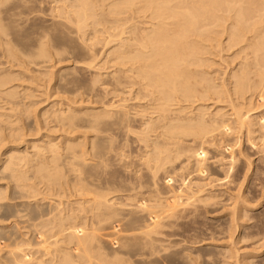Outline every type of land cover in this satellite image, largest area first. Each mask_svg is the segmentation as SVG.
<instances>
[{"label": "bare ground", "instance_id": "6f19581e", "mask_svg": "<svg viewBox=\"0 0 264 264\" xmlns=\"http://www.w3.org/2000/svg\"><path fill=\"white\" fill-rule=\"evenodd\" d=\"M1 1V0H0ZM7 1V0H6ZM9 1V0H8ZM51 1V0H50ZM58 1V0H57ZM3 2V1H2ZM43 2V1H42ZM61 2V0H60ZM1 3V2H0ZM4 3V2H3ZM56 3V2H55ZM36 4V3H35ZM33 5V8L36 6V5ZM53 4V3H52ZM58 4H61V3H58ZM62 6L58 7L55 12L56 14H52V15H55L57 16L56 19H59L61 20L62 22L61 23H58V25H60V28L62 27H66V31H68L69 28L71 27H74V29H70L68 31L67 34H76V38L77 36L79 37V40L77 38V41L79 43V41L81 43H77L78 45L76 46H79L81 44H84L82 47L84 49H86V51L83 49V48H78V49H83V54L84 52H87L89 51L87 54H92L94 52V54L92 55H87L85 53L84 57L87 55L89 58V62L90 61H94L96 59L97 56L103 54L102 52H105L103 51V48L104 49H107L109 47V52H107L106 54L108 55V57L110 56H113L112 59H115L113 60L112 63L115 64V62L117 63L115 66H119V70L115 71L116 73V76H118L120 73V77H115L113 76L112 80L115 81L114 84L116 83V87L118 86H123V87H126V90L128 92V90L130 89H127V87L131 88L132 89L134 87H136V96H137V99H143V100H149L150 101H153L152 104V109L150 110L148 107V109L150 110L149 112H153V114L157 116L156 117H153V119H150L147 121V123H145V130L141 132V136L139 137L140 141L142 142H149V140L147 138H144V136H148V138H150L147 133L150 132V133H154L156 131H159V129L162 128V133L163 134H159V135H162L163 137L165 136L164 141L162 140V142H158V140H156L157 142L153 143V148L154 149H151L153 150L152 151V155L149 156L147 159H143V160H146V162L144 163V167H147L146 169H148L149 171V175L152 179H156L158 178V174H160V172L162 170H164V173H165V168L167 167L168 164H170L171 162H178V160H180L184 155H188V157H193L192 160L195 158L196 160V165L193 164V169L194 167L196 166V172H195V169H194V175L195 173H198L197 171H199V173L201 172V170L204 169L205 165H206V161H204L206 159V157L209 155L207 154V151L205 149V146H206V141L207 140H210V139H207L205 142L202 141L205 143V146L204 144H202L198 149L197 148H194V145L190 144L188 146L187 143L183 144V142L181 143L180 139H181V136H186V137H189L188 135L190 134V136H197V138L199 137H204V140L206 139V137H210L208 136L209 134H213L215 132V134L217 135V132H221V133H225L224 136H226L227 134H231L234 132V134H241V133H244V134H247L246 136L247 137H251V135H253V133L255 131H252L254 129V125L251 119V116L252 114L250 115V112L254 109L252 108V104L249 103V104H246L245 101L247 99H249L248 101L251 102L252 98L254 96H256L257 98H259V101L258 102H261V104H263L264 102V0H67V1H64L62 0ZM22 4L18 5L17 4V7L21 6ZM25 7H27V5H24ZM23 7V6H21ZM31 6H29L30 8ZM52 7V6H51ZM16 8V7H15ZM14 8V9H15ZM20 8V7H19ZM24 8V7H23ZM56 8V7H55ZM105 8H109L108 10L105 9ZM13 9V8H12ZM17 9V8H16ZM31 9V8H30ZM129 9H133V13L130 14L131 16L132 15H135L137 14L138 12L142 14H145V16H148L150 18V21H142L140 24L143 26L141 27L140 24H135L133 27L129 26V22L130 20H132L131 18H133V16L131 17H128L129 13H130V10ZM11 11V10H10ZM31 11V10H30ZM38 11L40 12V10L38 9ZM42 11V10H41ZM50 11V9H49ZM105 11H108V12H105ZM126 11H129L127 13V15L125 14ZM25 12V11H24ZM26 12H29L27 11L26 9ZM38 12V13H39ZM50 12H53L50 11ZM125 12V13H124ZM135 12V13H134ZM16 13V12H15ZM23 13V12H22ZM32 13V12H31ZM104 13H107V14H104ZM126 15L124 18H122V21L121 18H119L118 16L120 14ZM138 13V15H139ZM25 14V13H24ZM27 14V13H26ZM116 15V17H115ZM11 16V15H10ZM15 16V15H14ZM53 16V19L54 17ZM100 16H103L102 18H100ZM142 16V15H141ZM1 17V15H0ZM13 17V16H11ZM112 17V18H111ZM118 17V19H117ZM127 17V18H126ZM37 18V16H36ZM34 18V19H36ZM41 18V17H40ZM47 18V17H46ZM111 18V19H110ZM30 19V18H29ZM33 19V18H32ZM120 19V20H119ZM125 19V20H124ZM43 20H46L45 18ZM135 20V19H134ZM14 21V20H12ZM11 21V22H12ZM31 21V19H30ZM33 21V20H32ZM31 21V22H32ZM58 21V20H57ZM133 21V20H132ZM131 21V22H132ZM38 22V20H37ZM89 22H93L95 23L96 27H98L99 25V28L100 26H107V30L104 31V33H106V36L105 34L101 31V33L105 36V37H102L101 35V38H95V36H91V38L87 37V30L88 28H90V23ZM134 22V21H133ZM228 22H230V25L229 26H225V24H227ZM13 23V22H12ZM34 23V22H33ZM39 23H42V22H39ZM48 23V22H47ZM137 23V22H135ZM35 24H37L35 22ZM44 24V22H43ZM43 24L41 26H43ZM134 24V23H133ZM149 24V26H148ZM4 25V24H3ZM12 25V24H11ZM15 25V22L14 24ZM29 25L31 26V24L29 23ZM90 25V26H89ZM126 25V26H125ZM33 26V25H32ZM48 26V25H47ZM53 26V25H52ZM52 26H50L52 28ZM62 26V27H61ZM110 26V27H109ZM54 27V26H53ZM57 27V26H56ZM96 27H93L94 29H97ZM13 28V27H12ZM16 28V26H15ZM27 28V27H26ZM36 28L40 29L39 33H35L38 34L36 35L37 37H39V35L42 33L41 30L43 31V29H41L40 27H32L30 28L31 30L34 29L36 30ZM64 28H62L64 30ZM11 29V28H10ZM46 29V28H45ZM44 29V30H45ZM48 29V28H47ZM53 29V28H52ZM87 29V30H86ZM14 30V29H13ZM12 30V31H13ZM17 30H20V29H17ZM29 30V28H28ZM49 30V29H48ZM48 30H45V31H48ZM51 30V29H50ZM0 39L2 42L6 43L4 44L6 49L8 51L11 52L10 48L12 47V45H10L11 47H9V49L7 48V46H9V44L7 43L8 41H5V39H3L2 37L4 36H9L8 35V30H5V28L1 27L0 25ZM33 31V30H32ZM31 31V32H32ZM44 31L43 34H46V32ZM60 31V30H58ZM90 31V30H89ZM114 31V32H112ZM10 32V31H9ZM16 32V31H15ZM13 31V33H15ZM19 32V31H17ZM26 32V31H24ZM29 32V34L31 33ZM41 32V33H40ZM51 32V31H49ZM92 32V30L90 31V33ZM227 32L226 34H228V42L229 43L228 45H232L233 49L234 48H240V51H239V54H234L236 55L237 57L241 56V54L244 55V57L242 58L243 61L238 65V69H237V66H236V70L234 69V71H232V73L230 74V76L233 75V82L231 83L232 85V88L231 90L227 89L226 86L224 84L226 83H222L223 80H218V81H222L221 82V86L220 84H216L214 79L211 78L213 75H211L210 77V74L207 72V70H209V72H212L210 71L211 68H208L211 61H209V59L206 57L207 54H211V51L214 52V46L218 49H221L219 48L220 46L218 44H221L219 43V38L222 37L221 35L223 33ZM48 33V32H47ZM57 33V32H56ZM64 33V32H63ZM97 33L100 35V31H97ZM97 33H94L97 34ZM34 34V33H32ZM31 34V35H32ZM42 34V35H43ZM61 34V33H60ZM2 35V37H1ZM4 35V36H3ZM16 35V34H15ZM24 35V34H23ZM34 35V36H35ZM62 35V34H61ZM91 35V34H90ZM89 35V36H90ZM224 35V34H223ZM11 36V35H10ZM27 36V35H25ZM41 36V35H40ZM48 36V35H47ZM46 36V37H47ZM55 37L59 36V35H54ZM63 36V35H62ZM15 37V36H14ZM17 37V36H16ZM32 37V36H31ZM43 37V36H41ZM49 37V36H48ZM65 37V36H64ZM68 37V36H67ZM66 37V39H67ZM72 37V36H71ZM92 37H93V40H94V43L92 44H88L89 40H87L86 42V39H90V43H91V40H92ZM22 38V37H21ZM26 38V37H25ZM50 38H51V35H50ZM53 38V37H52ZM4 41H3V40ZM14 39V38H13ZM17 39V38H16ZM30 39V38H28ZM34 39V38H33ZM41 38V40L39 41L40 42V45H39V51L34 55L36 58H45L47 57L50 53V51L48 52L47 50V43L49 40H46ZM48 39V38H47ZM54 39V38H53ZM52 39V43H54ZM64 39V38H63ZM62 39V40H63ZM69 39V38H68ZM67 39V40H68ZM227 39V38H226ZM20 40V39H18ZM17 40V42H19ZM27 40V39H26ZM31 40V39H30ZM35 40V39H34ZM92 40V42H93ZM51 41V40H50ZM49 41V42H50ZM96 41V42H95ZM221 41V40H220ZM9 42H12L9 41ZM31 42H34V41H31ZM58 42V40H57ZM57 42L55 44H57ZM66 42V41H65ZM69 42V41H68ZM67 42V44H68ZM71 42V41H70ZM74 42V41H72ZM83 42V43H82ZM86 42V43H85ZM103 44H102V43ZM218 42V43H217ZM222 42V41H221ZM13 43V42H12ZM20 43V42H19ZM27 43V42H26ZM25 43V44H26ZM101 43L103 48H102V52L98 51V50H95L96 52L98 51V53H100L98 55L95 54L96 52L93 51L94 48H96V44L97 45H101L99 44ZM217 43V45L215 44ZM1 44V43H0ZM8 44V45H7ZM54 44V45H55ZM74 44V43H73ZM88 44V45H87ZM225 44V43H224ZM7 45V46H6ZM17 45V44H16ZM66 45V43H65ZM112 45H115L114 47L110 48ZM230 46H227V48L229 47V49H231L232 47ZM3 45H1L0 47H2ZM19 45H17L18 47ZM23 46V45H22ZM38 46V45H37ZM51 46V44L49 45ZM68 46V45H66ZM95 46V47H94ZM224 46V45H223ZM226 46V45H225ZM239 46V47H238ZM4 47V46H3ZM2 47V50H5L3 49ZM16 47V48H17ZM21 47V46H20ZM53 47V46H51ZM70 47V44L69 46ZM72 47V46H71ZM70 47V49H71ZM98 47V46H97ZM231 47V48H230ZM14 50L16 49L15 47H13ZM25 48V47H24ZM28 48V47H27ZM37 48V47H36ZM56 48V47H55ZM59 48V47H58ZM72 48H75L72 47ZM77 48H75L74 50L78 51ZM101 48V47H100ZM12 49V48H11ZM19 49V48H18ZM38 49V48H37ZM51 49V48H50ZM54 49V48H53ZM52 49V50H53ZM88 49V50H87ZM226 49V48H225ZM224 49V50H225ZM232 49V50H233ZM13 50V49H12ZM27 50V49H26ZM55 50V49H54ZM72 50V49H71ZM107 50V51H108ZM217 50V49H216ZM237 50V49H236ZM17 51V50H15ZM20 51V50H18ZM17 51V52H18ZM57 52H54L55 55L59 52L58 50H56ZM66 51V49H65ZM5 52V51H4ZM3 52V53H4ZM14 51H12L10 54L14 55L13 53ZM24 52H27V51H24ZM29 52V51H28ZM31 52V51H30ZM71 52H74L73 50ZM79 52V51H78ZM80 52V53H82ZM219 52V51H218ZM1 53V54H3ZM8 53H5V54H8ZM32 53V52H31ZM30 53V54H31ZM49 53V54H48ZM52 53V54H54ZM61 53V51H60ZM66 53L69 54L68 51H66ZM76 53V52H75ZM217 53V52H215ZM223 54V51L220 52ZM238 53V51H237ZM19 54V53H18ZM23 54V53H22ZM77 54V53H76ZM219 54V53H218ZM217 54V56H218ZM9 55H8V58H9ZM21 55V54H20ZM26 55V54H25ZM53 55V56H55ZM63 55V54H62ZM66 55V54H65ZM82 55V54H81ZM107 55L105 56V58H108ZM216 56V54H213V56ZM234 55H232L234 57ZM17 56V55H16ZM23 56V55H22ZM78 56V55H77ZM77 56H75V58H78ZM80 56V55H79ZM103 56V55H102ZM212 56V55H211ZM235 56V57H236ZM3 57V55H2ZM1 57V58H2ZM14 57V56H13ZM12 57V58H13ZM25 57V56H24ZM30 57V56H29ZM34 57V58H35ZM56 59H57V56H55ZM52 58V60H54V58ZM67 57V55H66ZM70 57V56H68ZM67 57V59H68ZM83 57V55H82ZM100 57V56H99ZM210 57V56H209ZM223 56H221L222 58ZM236 57V59H238ZM0 58V59H1ZM20 58V57H18ZM17 58V60H18ZM33 58V59H34ZM62 58V57H61ZM59 58L58 61L61 59ZM65 58V57H64ZM81 58V57H79ZM103 58V57H102ZM217 59V57H215ZM220 58V57H219ZM224 58V57H223ZM241 58V57H240ZM239 58V59H240ZM5 59V58H4ZM11 59V57H10ZM14 59V58H13ZM25 59V58H24ZM72 59H73V56H72ZM87 60V58H85ZM112 59H107L108 61H112ZM235 59V60H236ZM12 60V59H11ZM22 60V59H21ZM20 60V61H21ZM26 60V59H25ZM37 60V59H36ZM51 60V61H52ZM65 60V59H64ZM78 61H75L76 63L79 62V59H77ZM82 60V58H81ZM80 60V61H81ZM86 60H82V62L85 63ZM106 60V59H105ZM106 60V61H107ZM212 60V59H211ZM241 60V59H240ZM10 61V60H8ZM14 61V60H13ZM13 61L11 62H8L7 64H10L12 63L13 64ZM16 61V60H15ZM14 61V63H15ZM19 61V62H20ZM34 61V60H33ZM61 61V60H60ZM71 61V59L69 60V62ZM74 61V59H73ZM72 61V62H73ZM107 61V62H108ZM216 61V60H215ZM6 62V61H5ZM4 62V63H5ZM18 62V63H19ZM39 62V60H38ZM41 62V61H40ZM39 62V63H40ZM66 62H68V60H66ZM102 62V61H101ZM214 62V61H213ZM2 63V62H1ZM21 63V62H20ZM27 63V62H26ZM29 63V62H28ZM37 63V64H39ZM43 63V61H42ZM49 63V62H48ZM58 63V62H57ZM60 63V62H59ZM75 63V64H76ZM88 63V62H87ZM106 63V62H105ZM212 63V62H211ZM17 64V61L16 63ZM14 64V65H15ZM32 64V62H31ZM41 64V63H40ZM44 64V63H43ZM41 64V65H43ZM53 64V63H52ZM86 64V63H85ZM89 64V63H88ZM86 64V65H88ZM92 64V67L93 68V63L90 62V66ZM213 64V63H212ZM230 64V63H228ZM1 65V64H0ZM3 65V63H2ZM11 65V64H10ZM26 65V64H24ZM28 65V64H27ZM40 65V66H41ZM46 65V64H44ZM59 65V64H58ZM81 65V64H79ZM96 65V64H95ZM98 65V64H97ZM216 65V64H215ZM227 65V64H226ZM233 65V63H232ZM232 65H228V67H231ZM18 66L17 68L21 67L22 66H19V65H16ZM40 66H36L38 68H40ZM49 66V65H48ZM74 66V65H73ZM82 66V65H81ZM3 67V66H2ZM10 67V66H9ZM12 67V65H11ZM24 67V66H23ZM26 67V66H25ZM29 67H31L30 65L27 66V72ZM47 67V66H46ZM76 67V66H75ZM74 67V68H75ZM80 67V66H79ZM106 67V66H105ZM114 67V66H113ZM207 67V70L205 69ZM211 67V66H210ZM216 67V66H215ZM227 66L225 68H228ZM34 68V67H33ZM37 68V69H38ZM72 68V67H71ZM90 68V67H89ZM88 68V69H89ZM97 68V67H96ZM111 68V67H110ZM217 68V67H216ZM216 68H213L214 70H216ZM219 68V67H218ZM11 69V68H10ZM87 69V68H86ZM85 69V70H86ZM98 69V68H97ZM96 69V70H97ZM100 69V67H99ZM105 69V68H104ZM115 69V68H114ZM117 69V68H116ZM115 69V70H116ZM3 70V69H2ZM9 70V69H8ZM14 70V69H13ZM68 70V69H67ZM76 70V69H74ZM95 70V69H94ZM92 70V71H94ZM95 70V72H96ZM102 71V69H100ZM107 70V69H106ZM1 71V70H0ZM33 71V69L31 70ZM30 71V72H31ZM41 71V70H38V72ZM47 71V70H46ZM72 70H70V73H71ZM91 71V72H92ZM119 71V72H118ZM217 71V70H216ZM3 72V71H2ZM6 72V71H5ZM4 72V73H5ZM43 71H41L40 73H42ZM69 72V70H68ZM90 72V74H91ZM100 72V71H99ZM234 72V73H233ZM8 73V72H7ZM15 73V72H14ZM13 73V74H14ZM19 73V72H18ZM25 73V72H24ZM35 72H33L32 74L34 75ZM37 73V72H36ZM46 73V72H44ZM47 73H49V71H47ZM46 73V76H48ZM64 73V72H63ZM63 73H60V75H62ZM98 73V72H97ZM212 73H215V72H212ZM222 73V72H221ZM29 74V73H28ZM31 74V76H32ZM79 74V73H78ZM88 74V73H87ZM94 74V73H93ZM100 74V73H99ZM107 74V73H106ZM111 74V73H110ZM224 74V73H223ZM222 74V75H223ZM27 75V74H26ZM44 75V74H42ZM105 75V74H104ZM216 75V74H215ZM226 75V74H224ZM10 76L12 75H6L5 74H0V94L1 96H4L6 95L8 98L13 96V92H8V93H5V91H3V89L8 86L9 82H10ZM18 76V75H17ZM45 76V75H44ZM59 76V74H58ZM78 76V75H77ZM93 76V75H92ZM96 76V75H95ZM220 76V75H219ZM229 76V75H228ZM16 77V75L14 76ZM20 77V76H19ZM99 77V76H98ZM104 77V76H102ZM112 77V76H111ZM115 77V79H114ZM221 77V76H220ZM219 77V78H220ZM38 78V77H37ZM40 78V77H39ZM95 78V77H94ZM101 78V76H100ZM99 78V79H100ZM107 78V76H106ZM224 78V77H223ZM13 79V77L11 78V80ZM18 79V78H17ZM20 79V78H19ZM21 79H23L21 77ZM32 79H34L32 77ZM30 79V80H32ZM93 79V78H92ZM96 79V78H95ZM108 79V78H107ZM217 79V78H216ZM228 79V78H227ZM229 79V80H230ZM101 80V79H100ZM110 80V79H109ZM18 81V80H17ZM79 82L83 81V80H78ZM88 81V79H87ZM225 81V80H224ZM228 81V80H227ZM20 82V81H19ZM22 82V81H21ZM78 82L79 86L81 85L80 83ZM85 82V80H84ZM91 82V81H90ZM95 82V81H93ZM104 82V81H103ZM226 82V81H225ZM89 83V82H88ZM99 83V81H98ZM18 84V83H17ZM60 84V83H59ZM90 84V83H89ZM94 84V83H92ZM223 84V85H222ZM229 84V82L227 83ZM22 85V83H21ZM66 85V84H65ZM91 85V84H90ZM89 87H93V86H90ZM107 85H110V84H107ZM13 86V85H12ZM59 86V85H58ZM57 86V87H58ZM82 86V85H81ZM104 86V84L102 85V87ZM106 86V85H105ZM4 87V88H3ZM62 88V85L60 86ZM59 87V88H60ZM69 87V86H68ZM71 87V86H70ZM86 87V86H85ZM84 87V88H85ZM88 87V86H87ZM99 87V86H97ZM96 87V90L98 89ZM108 87V86H107ZM229 87V86H228ZM13 88V87H12ZM76 88V87H75ZM84 88H80L81 90L84 89ZM104 88V87H103ZM102 88V89H103ZM2 89V90H1ZM17 89V88H16ZM15 89V90H16ZM66 89V88H65ZM70 89V88H69ZM87 89V88H86ZM85 89V90H86ZM89 89V88H88ZM93 89V88H91ZM95 89V88H94ZM110 89V88H109ZM118 89V88H117ZM116 89V90H117ZM124 90V88H122ZM9 90V89H8ZM84 90V91H85ZM104 90V89H103ZM111 90V89H110ZM115 90V91H116ZM60 91V90H59ZM58 91V92H59ZM75 91V89H74ZM95 91V90H94ZM100 91V90H99ZM114 91V90H113ZM119 91V90H118ZM125 91V90H124ZM20 92V91H19ZM107 92V91H106ZM126 92V91H125ZM212 92V93H211ZM4 93V95H3ZM65 93V92H63ZM69 93V92H68ZM67 93V94H68ZM76 93V92H74ZM81 93V92H80ZM85 93H88V92H85ZM90 93V92H89ZM102 93V92H101ZM108 93V92H107ZM118 93V92H117ZM22 94V93H21ZM70 94V93H69ZM73 94V92L71 93V95ZM100 94V93H99ZM121 94V93H120ZM127 94V93H126ZM125 94V96H126ZM133 94V93H132ZM212 94L213 95V98L214 96L217 97L218 101L219 99H225V98H229L230 101L228 102H231V105H232V108L231 110H233V112H231L230 115L231 117L233 118H225V115H222V114H219V112L217 113V115H211L213 117H208L209 121L205 119V115H209V112L208 114L206 112H203L206 113V114H203L202 110L199 111V109H196L195 107V110L199 111L198 113L194 114L195 116L197 115V118H193L191 119L189 122L187 120V117H186V120H187V123L188 125L185 126V124H179L181 126H184V127H179V125L176 126L177 123H174V120L175 119H178L179 116L180 118H182L181 116L183 115H180L181 112H183V108L186 110L185 107L183 106H178V104L180 105L181 103L183 102H191V103H195L197 104L198 102H195V100H199V99H209L212 98ZM16 95H17V92H16ZM102 95V94H101ZM113 95V93L111 94ZM116 95V94H115ZM119 95V94H118ZM128 95V99L130 100V96L129 94ZM14 96H15V93H14ZM77 96L74 95V97ZM110 96V95H109ZM6 97V98H7ZM22 97V96H21ZM78 97V96H77ZM76 97V99H77ZM103 97V96H101ZM119 97V96H118ZM132 97V96H131ZM235 97V98H234ZM5 98V97H4ZM5 98V100H6ZM20 98V97H19ZM26 98H28L26 96ZM104 98V97H103ZM127 98V96H126ZM148 98V99H147ZM212 98V99H213ZM1 99V97H0ZM69 99H72L73 100V97L69 98ZM67 99V100H69ZM107 99V98H106ZM109 99V98H108ZM122 99V98H121ZM136 99V100H137ZM205 99V101H206ZM215 99V98H214ZM256 99V98H255ZM4 100V99H3ZM18 100V99H17ZM75 100V98H74ZM73 100V101H74ZM197 100V101H198ZM226 100V99H225ZM225 100H222L225 101ZM6 101H9L6 100ZM11 101V100H10ZM14 101V100H12ZM23 101V100H22ZM25 101V100H24ZM23 101V102H24ZM82 101V100H81ZM81 101L79 103H81ZM94 101V100H93ZM108 101V100H107ZM131 101V100H130ZM135 101V100H134ZM139 101V100H138ZM137 101V102H138ZM202 101V100H199V102ZM204 101V100H203ZM217 100L215 99L213 102H216ZM217 101V102H218ZM247 101V102H248ZM71 102V100L69 101ZM68 102V103H69ZM99 102V101H98ZM117 102V101H115ZM123 102V100H122ZM126 102V101H125ZM129 101H127L128 103ZM133 102V101H132ZM131 102V104H132ZM136 102V103H137ZM143 102V101H142ZM221 102V103H222ZM257 102V101H255ZM6 103V102H5ZM11 103V102H10ZM72 103V102H71ZM70 103V104H71ZM78 103V104H79ZM92 103V102H91ZM90 103V104H91ZM94 103V102H93ZM111 103V102H110ZM113 103V102H112ZM121 103V102H120ZM118 103V104H120ZM134 103V102H133ZM141 103V102H140ZM149 103V102H148ZM177 103V106L176 107V112L177 114H174L173 111L175 112V110H173V107H175ZM185 103V104H186ZM207 103V102H205ZM220 104V102H218ZM217 103V104H218ZM224 103V102H223ZM3 104V102H2ZM13 104V103H12ZM15 104V103H14ZM77 103H75L76 105ZM95 104V103H94ZM105 104V103H104ZM103 104V105H104ZM125 104V103H124ZM123 104V105H124ZM130 104V105H131ZM143 104V103H142ZM146 104V103H145ZM210 104V103H209ZM216 104V103H215ZM225 104V103H224ZM246 104V105H245ZM7 105H9L7 103ZM64 105V104H63ZM66 105V104H65ZM74 105V104H73ZM114 105V103H113ZM116 105V104H115ZM129 105V106H130ZM192 105V106H194ZM199 105V103H198ZM5 106V104H4ZM95 106V105H93ZM112 106V105H111ZM117 106V105H116ZM115 106V108H116ZM120 106H122V104L119 105V108H121ZM127 106V105H125ZM135 106V105H134ZM186 106V105H185ZM210 106V105H209ZM227 106V105H226ZM229 106V105H228ZM250 107L251 108H248L246 109L247 107ZM255 106V105H254ZM256 106L257 103H256ZM259 106H262V105H259ZM264 106V104H263ZM15 107V106H13ZM21 107V106H20ZM25 107V106H24ZM69 107V106H68ZM67 107V108H68ZM81 107V106H80ZM107 107V106H106ZM132 107V106H131ZM138 107V106H137ZM190 107V106H188ZM187 107V108H188ZM199 107V106H198ZM197 107V108H198ZM246 107V108H245ZM5 108V107H4ZM4 108L2 107V109L4 110ZM17 108V107H16ZM29 108V107H28ZM52 108V107H51ZM83 108V107H82ZM104 108V107H102ZM111 108V107H109ZM118 108V107H117ZM127 108V107H126ZM136 108V107H135ZM142 108V107H141ZM140 108V109H141ZM146 108V109H147ZM200 108V107H199ZM206 108V107H205ZM210 108V107H209ZM213 108V106H212ZM219 108V107H218ZM244 108L246 111H244ZM259 108V107H258ZM263 108V107H262ZM262 108L260 107V110H262ZM0 109V111L2 110ZM6 109V108H5ZM11 109V108H10ZM9 109V111H10ZM25 110V108H23ZM58 109V108H57ZM69 109V108H68ZM89 109V108H88ZM107 109V108H106ZM125 108H123L122 110H124ZM128 109V108H127ZM131 109V108H130ZM134 109V108H133ZM145 109V108H144ZM194 109V108H193ZM193 109L191 112H193ZM202 109V108H200ZM204 109V108H203ZM256 109V108H255ZM30 110V108H29ZM28 111H25V112H29ZM51 110V109H50ZM56 110V109H55ZM102 110V109H101ZM100 110V111H101ZM105 110V109H104ZM111 111V109H108ZM118 109H116L117 111ZM129 110V109H128ZM143 110V109H142ZM225 110V109H224ZM229 110V109H228ZM8 111V109H7ZM8 111V112H9ZM15 111V110H14ZM52 111V110H51ZM69 111V110H68ZM91 110H89L90 112ZM134 111V110H133ZM144 111V110H143ZM148 111V110H146ZM145 111V113H146ZM210 111V110H209ZM263 111V110H262ZM12 112V110H11ZM65 112V111H64ZM72 112V111H71ZM88 112V113H89ZM107 112V111H106ZM123 112H126V111H123ZM128 112V111H127ZM126 112V114H124V116L122 115L121 116V121H119V125H120V128L119 129H122V125L123 127L125 128V130H128L130 131V128L131 127V124L129 122L130 118L128 113ZM130 112V111H129ZM132 112V111H131ZM135 112V111H134ZM133 112V113H134ZM151 112V114H152ZM186 112V111H185ZM190 112V113H191ZM196 112V111H194ZM7 113V112H6ZM50 113V112H48ZM51 113H54L51 112ZM61 113V112H60ZM63 113V112H62ZM69 113V112H68ZM67 113V116H70L69 114ZM75 113V112H73ZM77 113V112H76ZM87 113V111L85 112ZM95 113V112H94ZM100 113V112H99ZM110 113V112H109ZM113 111L111 112V115H112ZM117 113V112H115ZM172 113V114H171ZM189 112L187 114H190ZM215 113H216V110H215ZM221 113H222V110H221ZM228 113V112H227ZM261 113V112H260ZM5 114V113H4ZM33 114V112L31 113ZM55 114V113H54ZM52 114V115H54ZM82 114L84 115L83 113V110H82ZM147 114V113H146ZM149 114V115H151ZM182 114V113H181ZM28 115V114H27ZM30 115V114H29ZM55 115H58V114H55ZM54 115V116H55ZM62 115V114H61ZM66 114H63V116L65 117ZM76 115V114H75ZM79 115V113L77 114V116ZM87 115V114H85ZM105 115V114H104ZM116 114H114V117H115ZM118 115V114H117ZM121 115V114H120ZM131 115V114H130ZM136 115V114H134ZM140 115V113H139ZM153 115V116H154ZM174 115V116H173ZM191 115V114H190ZM193 115V114H192ZM4 116V115H3ZM2 114H1V117H3ZM7 116V115H6ZM8 116H9V113H8ZM17 115H15L14 117H16ZM51 116V115H50ZM49 116V117H50ZM62 116V117H63ZM89 116V115H87ZM98 116V115H97ZM106 116V115H105ZM144 116V114H143ZM142 116V117H143ZM176 116V117H175ZM228 116V115H226ZM257 116V115H256ZM262 116V115H261ZM19 117V116H18ZM48 117V116H47ZM46 117V118H47ZM59 117V116H58ZM57 117V118H58ZM63 117V118H64ZM86 117V116H84ZM95 117V116H94ZM112 117V116H110ZM113 117V118H114ZM136 117H138L136 115ZM145 117V116H144ZM152 117V116H151ZM189 117V115H188ZM229 117V116H228ZM253 117V116H252ZM255 117V116H254ZM6 118V117H5ZM12 118V117H11ZM10 116H9V119H11ZM52 118V117H51ZM56 118V117H55ZM67 118V117H66ZM72 118V119H71ZM68 117V119L70 120H74L75 119V116L74 118L73 117ZM91 118V116H90ZM116 118V117H115ZM123 118V119H122ZM133 118V117H132ZM135 118V117H134ZM155 118V119H154ZM175 118V119H174ZM179 118V119H180ZM61 119V118H60ZM65 119V118H64ZM77 119V118H76ZM83 119V118H82ZM80 120V115H79V119L80 121H84V120ZM85 119V118H84ZM87 119V118H86ZM89 119V118H88ZM96 127L98 126V123L100 125L101 121H103V117L101 116H98V118L96 117ZM120 119V118H119ZM178 119V120H179ZM184 119V118H183ZM183 119H180L179 122ZM189 119V118H188ZM254 119V118H253ZM260 119V118H259ZM7 120V119H5ZM4 120V121H5ZM12 120H14L12 118ZM55 120H58V119H55ZM62 120V119H61ZM70 120V121H71ZM77 120V121H78ZM105 120V119H104ZM109 120V118H108ZM111 120V119H110ZM134 120V119H133ZM173 120L172 123L174 124L172 125L171 124V121ZM255 120V119H254ZM257 120V119H256ZM255 120V121H256ZM262 120V119H261ZM3 122V120H1ZM64 121V120H63ZM68 121V120H67ZM67 121H65L67 123ZM71 121V123H72ZM75 121V120H74ZM73 121V122H74ZM88 121V120H87ZM90 121V120H89ZM88 121V123H89ZM92 121V120H91ZM90 121V122H91ZM131 121V120H130ZM143 121V120H142ZM260 120H258L259 122ZM0 122V123H2ZM17 122V121H16ZM56 122V121H54ZM60 122V121H59ZM69 122V121H68ZM79 122V121H78ZM85 122V121H84ZM115 122H117V120H115ZM139 122V120H138ZM141 122V121H140ZM170 122V123H169ZM177 122V121H176ZM185 121H182V123H184ZM258 122H254L255 123H258ZM262 123H258V125H261L262 127L258 129V131L262 134H260L263 138H264V134L262 132H264V119L261 121ZM8 123V122H7ZM61 123V122H60ZM64 123V122H63ZM64 123V124H66ZM69 122L68 125L71 124ZM77 123V122H76ZM85 125L86 126H90V124L88 125ZM112 123H114L112 121ZM118 123H115L117 126H118ZM181 123V122H180ZM3 124V123H2ZM5 124V123H4ZM62 124V123H61ZM86 124V123H85ZM113 124V126L115 125ZM144 124V123H143ZM147 124V125H146ZM76 124L73 123L72 126H74ZM93 125V124H92ZM103 125V124H102ZM115 125V126H116ZM170 125V127H168ZM173 128H172V126ZM257 125V124H256ZM257 125V126H258ZM10 126V125H8ZM13 126V125H12ZM65 126V125H64ZM67 126V125H66ZM70 126V127H72ZM112 126V125H111ZM112 126V127H113ZM135 126V125H134ZM138 126V125H136ZM141 126V125H140ZM147 126V127H146ZM3 127V125H2ZM7 127V126H6ZM14 127V126H13ZM19 127V126H18ZM75 127V126H74ZM73 127V128H74ZM80 127V126H78ZM95 127V126H94ZM93 127V128H94ZM106 127V126H105ZM104 127V128H105ZM253 127V129H252ZM256 127V126H255ZM10 128V127H9ZM76 128V127H75ZM81 128H84V127H81ZM108 128V127H107ZM111 128V127H110ZM110 128H109V131H110ZM117 128V127H116ZM115 128V130H116ZM142 128V127H141ZM171 128V129H170ZM6 129V128H5ZM8 129V128H7ZM69 129V128H68ZM67 129V130H68ZM80 129V128H79ZM96 129V128H95ZM101 129V128H100ZM113 129V128H111ZM164 129L166 131H164ZM17 130V129H16ZM22 130V129H21ZM66 130V131H67ZM75 130H78V128H76ZM88 133H92L90 130V128H88ZM97 130V129H96ZM107 130V129H106ZM114 130V129H113ZM112 130V131H113ZM124 130V129H123ZM134 130V128H133ZM138 130V129H137ZM136 130V131H137ZM4 131V130H3ZM12 131V130H11ZM73 131V130H72ZM93 131V130H92ZM95 131V130H94ZM99 131V130H98ZM98 131H97V134H98ZM104 131V130H103ZM102 131V132H103ZM117 131V130H116ZM119 131V130H118ZM132 131V129H131ZM130 131V132H131ZM136 131H132L131 133L133 132H136ZM139 131H141V129H139ZM258 131H256L257 133H259ZM262 131V132H261ZM23 132V131H22ZM21 132V133H22ZM101 132V131H99ZM121 133V130L119 131ZM255 132V133H256ZM12 133V136H15V134L13 135V131L11 132ZM18 133V132H17ZM20 133V131H19ZM18 133V134H19ZM20 133V134H21ZM68 133V131H67ZM89 133V134H90ZM94 133V132H93ZM96 133V132H95ZM107 133V131H106ZM123 133V132H122ZM152 133V134H153ZM157 133V132H156ZM161 133V131L159 132ZM221 133H218V136ZM3 134V133H2ZM1 134V135H2ZM73 134V133H72ZM71 134V135H72ZM84 134L87 135V131L86 133L84 132ZM83 134V135H84ZM96 134V135H97ZM116 134V133H115ZM130 134V133H129ZM136 134V133H134ZM133 134V135H134ZM138 134V132H137ZM151 134V135H152ZM233 134V135H234ZM236 134V135H237ZM0 135V136H1ZM10 135V134H9ZM70 135V134H69ZM118 135V134H116ZM125 135V133H124ZM154 135H156L154 133ZM157 134V136L160 138ZM167 135V137H166ZM215 135V137H217ZM3 136V135H2ZM6 136V135H5ZM21 136V135H19ZM23 136V135H22ZM21 136V137H22ZM85 136V135H84ZM100 136V134H99ZM104 136V135H103ZM107 136V135H106ZM135 136V135H134ZM137 136V135H136ZM135 136V137H136ZM241 136V135H240ZM75 137V136H74ZM119 137V136H118ZM213 137V135H212ZM212 137H210L211 139H213ZM214 137V140L216 139ZM228 137V136H226ZM232 137V136H231ZM2 138V137H1ZM49 138V137H48ZM87 138V137H85ZM84 138V139H85ZM101 138V137H100ZM106 138V137H105ZM132 138V137H131ZM154 138V137H153ZM185 138V137H184ZM183 138V139H184ZM196 138V137H194ZM218 139L216 140V142H218L219 140V137H217ZM223 138V136H222ZM241 138V137H240ZM262 138V140H263ZM92 139H96V137L92 138ZM99 140V138H97ZM96 139V140H97ZM108 139V137L106 138ZM110 139H112L110 137ZM124 139V138H123ZM138 139V137H137ZM156 139V138H155ZM187 139V138H186ZM201 140V138H199ZM225 139V138H224ZM228 139V138H227ZM235 139V138H234ZM242 139V138H241ZM249 139H252L251 138H248L247 140ZM255 139V138H253ZM261 139V138H260ZM1 140V139H0ZM16 140V139H14ZM77 140V139H76ZM83 140V139H82ZM109 140V139H108ZM126 140V139H125ZM133 140V138H132ZM138 140V141H139ZM146 140V141H145ZM167 140V142H166ZM190 140V139H189ZM199 140V141H200ZM221 140V139H220ZM230 140V139H229ZM259 140V139H257ZM4 141V140H3ZM13 141V140H12ZM51 141V140H49ZM54 141V140H53ZM92 141V140H91ZM104 141V139H103ZM102 140L97 142V143H92L94 144L93 146L95 148L92 147L93 150H96L94 152L95 154V157H98V159L102 161V163L104 162V164L106 163L107 160V153L109 154L110 152V149L113 147L112 144H109V145H106V142L104 143ZM112 141H114L112 139ZM128 141V140H127ZM137 141V140H136ZM185 142V139L183 140ZM200 141V142H202ZM211 141V140H210ZM222 141V140H221ZM237 141V139H236ZM241 141V140H240ZM253 141V140H252ZM251 141V142H252ZM256 141V140H255ZM17 142V140H16ZM40 142V141H39ZM52 142V141H51ZM57 142V140L55 141ZM72 142V141H71ZM86 142V141H85ZM95 142V140H94ZM122 142V141H121ZM196 142V141H195ZM209 142V141H207ZM220 142V141H219ZM230 142V141H229ZM37 143V142H35ZM47 143V142H46ZM54 143V142H52ZM70 143V142H69ZM74 143V142H73ZM80 143H82L80 141ZM108 143H111L110 141ZM114 143V142H113ZM117 143V142H116ZM130 143V142H129ZM189 143V141H188ZM194 143V142H192ZM199 143V142H198ZM196 142V144H198ZM231 143V142H230ZM228 143V144H230ZM243 142H241L240 145H242ZM255 143V142H254ZM262 143V142H261ZM39 144V143H38ZM37 144V145H38ZM43 144V143H41ZM49 144V146L47 145L46 148H50V149H47L48 152H51L53 155L49 160H51L50 162L48 163H52L54 166H51L47 163V166L46 164L40 162V164H44L43 167H39V170H37V175L38 177H44V178H49L51 180H53L54 182L57 181L56 184L54 185H57L58 187H61L60 183H62V178L64 177V180L67 182L66 178L62 172L63 170H65L66 168H64L65 166H67V164L65 162H67L69 164V167H74V168H70V172H72L73 170V177H74V174H75V179L73 178L72 181L73 183H71V185L75 183V185L73 186V191H76V194L78 193L79 194V199H76L73 203L74 205L70 206L69 207V210H66L64 206H62L63 204V201L59 198L60 201H52L49 203L50 206H48V208H45L43 209L42 211H35L33 210L32 211V214H34V216L32 217V220L34 223L30 224L29 228L32 229V227L36 230V234L37 235H34L32 236L33 237H36L37 238H33L35 239V241H32L31 238H28V232L31 230H28L26 232H19V230L17 231V233L11 231L10 230H3V233L0 231V238L3 239L4 242V246H1L0 245V264H130V263H134V264H159L158 262H160V259H162V262L164 261L163 259L167 260L168 262L171 260H168L171 256V254H169V258H167L168 254L166 253L165 250L161 251L162 250V245L166 244L165 242H163V236L162 234L167 235L168 236H173L172 232H168L167 233V230H171V228H175L176 226L178 227L179 224L182 223L183 220H181V223H178L179 222V219H182L184 218V208L180 205H182V198H181V194H182V191H184V193L186 195H188V193H190L191 191L193 192V188H190L192 185H190V183L188 184V181L187 183H183L184 181V177H181V178H184L182 181V184L183 186L186 184L190 185V187L188 186V188L186 187H182L184 189H190L191 191L190 192H185L186 190H182L181 188V192L179 191V193H173V191H168L167 189H165L166 191L170 192L171 194L173 193V195L171 196V198H164L166 200H163L165 201L164 203L161 202V204H150V202L153 200L152 196V200L149 202L148 204V201L146 200V198H144V200L142 199L141 201L142 202H139L137 203L136 199L137 196H135L136 198L134 199V202L136 201V206H137V211H134V208H133V211L134 212H128L126 214H123L116 206V204L114 203L115 201H113L112 199H109L108 197L111 196L109 195V193H107L106 191L107 190H111L112 186H118L119 183H121V179L120 177L117 176V174L113 173V172H107V164H103L101 163V161L99 162V164H96V163H92L91 161L89 162L90 159L87 160V158L85 159V157L87 156H84V155H87L83 149L82 150H76L75 146H73L74 148H69L67 151L65 150L66 152V158L67 159H64V160H67L65 161L64 163L66 164L62 169V172H61V167H59V165L61 166V163L60 161H63L61 160L62 159V154H60L56 145L54 144H51L50 142L47 143ZM60 144V143H59ZM68 144V143H67ZM79 144V143H78ZM77 144V145H78ZM83 144V143H82ZM91 144V145H92ZM135 144V143H134ZM138 144V143H136ZM148 144V143H147ZM146 143L143 144L142 148L144 147L145 145V148H146ZM187 144V145H186ZM201 144V143H200ZM210 144V143H209ZM211 144H216V143H213L211 141ZM220 144V143H219ZM223 144V142H222ZM221 144V145H222ZM236 144V143H234ZM232 144V145H234ZM238 144V142H237ZM250 144V143H249ZM264 144V143H262ZM16 145V144H15ZM45 145V144H44ZM58 145V144H57ZM75 145V144H74ZM217 145V144H216ZM215 145V146H216ZM33 146V145H32ZM36 146V144H35ZM42 146V145H41ZM68 146H70L68 144ZM79 146V145H78ZM81 146V145H80ZM84 148L86 147L85 145H83ZM82 146V147H83ZM112 146V147H111ZM119 146V144H118ZM122 146V145H121ZM134 146V145H132ZM138 146V145H136ZM140 146V145H139ZM150 146V145H149ZM209 146V145H208ZM207 146V147H208ZM214 146V145H213ZM214 146V147H215ZM238 145H236L237 147ZM260 146V145H258ZM44 147V146H43ZM56 147V148H55ZM206 147V148H207ZM219 147V146H217ZM215 147V148H217ZM242 147V146H241ZM35 148V147H34ZM41 148V147H40ZM44 148V149H46ZM65 148V147H64ZM79 148V147H78ZM151 148V147H150ZM150 148H147V149H150ZM225 148V147H224ZM233 149L234 147L230 146V149ZM240 148V146H239ZM238 148V149H239ZM56 149L57 151L59 152H56ZM60 149V148H59ZM67 149V148H65ZM91 149V150H92ZM114 149V148H113ZM116 149V148H115ZM140 149V147L138 148ZM228 149V148H227ZM132 150V149H131ZM223 150V149H222ZM234 150V149H233ZM240 152H241V149H239ZM238 150V151H239ZM258 150V149H257ZM261 150V149H260ZM264 150V149H263ZM14 151V150H13ZM30 151V150H29ZM35 151V149H34ZM38 151V150H37ZM37 151L35 153V155L37 154ZM41 151V150H40ZM39 151V152H40ZM83 151V152H82ZM89 151V150H88ZM113 151V150H112ZM149 151V150H148ZM229 151V149L227 150ZM236 151V150H235ZM10 152V151H9ZM47 152V151H46ZM90 152V151H89ZM118 152V151H117ZM121 152V151H120ZM119 152V153H120ZM136 152H137V148H136ZM140 152V151H139ZM210 152V151H209ZM217 152V151H216ZM221 152V151H220ZM226 152V151H225ZM232 152V151H231ZM239 152V153H240ZM244 152V150H243ZM264 152V151H262ZM17 153V152H16ZM15 152H10V156L7 158L6 160V163L4 164L5 165V170L3 168L4 171H7L9 173L8 176L9 178H15L16 179V182L19 180V184H23V183H20V182H24V180L20 181V179H24L26 176L24 175H27L28 176V173L27 174H23L25 172H23L22 174L19 172V170H21V167L19 168L21 162L23 160H26V162L24 163H27V160H29V155H26L28 156H23V154H16ZM19 153H22V152H19ZM32 153H34L32 151ZM41 153L43 154V152L41 151ZM51 153H48V154H51ZM85 153V154H84ZM123 153V151H122ZM93 154V153H92ZM106 154V156H105ZM114 154V153H113ZM118 154V153H117ZM115 154V155H117ZM126 154V153H125ZM134 154V153H133ZM144 154V152H143ZM148 154V153H147ZM151 154V152H150ZM217 154V153H216ZM236 154V152H235ZM244 154V153H243ZM9 155V154H8ZM135 155V154H134ZM146 155V154H144ZM230 155V153H229ZM240 155V154H239ZM242 155V153H241ZM247 154H245L246 156ZM40 156V155H39ZM37 156V157H39ZM44 156V155H43ZM94 156V155H93ZM125 156V155H124ZM123 156V157H124ZM147 156V155H146ZM210 156V155H209ZM220 155L217 156V159ZM32 157V156H31ZM34 157V156H33ZM46 157V156H44ZM106 158L104 161L103 158ZM117 157V156H116ZM130 157V156H129ZM128 157V158H129ZM187 157V156H186ZM226 157V156H225ZM228 157V156H227ZM65 158V157H64ZM115 158V157H114ZM113 158V159H114ZM125 158V157H124ZM123 158V159H124ZM132 158V157H131ZM146 158V157H144ZM216 158V157H215ZM221 158H222V155H221ZM229 163L231 162H234L235 163V160H236V156H234L233 153H231V155L229 156ZM239 158V157H237ZM246 158V157H245ZM251 158V157H250ZM37 159V158H36ZM43 159V158H42ZM95 159V158H94ZM96 158V160H98ZM103 159V160H102ZM136 159V158H135ZM217 159H213V160H217ZM224 159V158H222ZM46 160V159H45ZM93 160V158H92ZM122 160V159H121ZM128 160V159H127ZM140 160V159H139ZM208 160V158L206 159ZM228 160V159H227ZM31 161V160H29ZM28 161V162H29ZM39 161V160H38ZM43 161V160H42ZM117 161V160H116ZM123 161V160H122ZM134 161V160H133ZM204 161V162H203ZM211 161L208 160V163ZM219 161V160H218ZM217 161V162H218ZM238 161V160H237ZM236 161V162H237ZM249 161V157H248V160ZM120 162V161H119ZM127 162V161H126ZM213 162V161H212ZM220 162V161H219ZM242 162V161H241ZM252 162V161H251ZM101 163V164H100ZM115 163H118L115 162ZM121 163V162H120ZM171 163V164H172ZM228 163V165H229ZM233 163V164H234ZM32 164V162H31ZM39 164V163H38ZM123 164V163H122ZM126 164V163H125ZM140 164V163H139ZM177 164V163H176ZM182 166H183V162L181 163ZM214 164V163H213ZM212 164V165H213ZM219 164V163H218ZM221 164H222V161H221ZM247 164V163H246ZM255 164V163H254ZM262 164V163H261ZM33 165V164H32ZM64 165V164H63ZM62 165V166H63ZM72 165V166H71ZM186 165V164H185ZM184 165V166H185ZM210 165V164H209ZM208 165V166H209ZM252 165V164H251ZM39 166V165H38ZM41 166V165H40ZM110 166V165H109ZM114 166V165H113ZM112 166V167H113ZM175 166V165H174ZM173 166V167H174ZM178 166V165H177ZM207 166V167H208ZM217 166V164H216ZM232 166V164H231ZM250 166V165H249ZM25 167V166H24ZM36 167V166H35ZM34 167V168H35ZM212 167V166H211ZM227 167V166H226ZM251 167V166H250ZM120 168V166H119ZM181 168V167H180ZM218 168V167H217ZM229 168V167H228ZM233 168V167H232ZM248 168V172H249V167ZM109 169V168H108ZM124 169V168H123ZM139 169V168H138ZM141 169V167H140ZM176 169V168H175ZM174 169V170H175ZM179 169V168H178ZM184 169L186 170L185 168H181V170ZM207 169V168H205ZM204 169V170H205ZM2 170V169H1ZM35 170V171H36ZM114 170V169H113ZM137 170V169H136ZM167 170V169H166ZM181 170H178L179 172ZM183 170V171H184ZM191 170V169H190ZM189 170V171H190ZM213 170H215L213 168ZM217 170V169H216ZM223 170V167L222 169ZM68 171V170H67ZM177 171V170H175ZM177 171V172H178ZM220 171V169H219ZM233 171V170H232ZM231 171V172H232ZM238 171V170H237ZM65 172V171H64ZM122 172V171H121ZM178 172V173H179ZM206 171H204L203 173H205ZM209 173V171H207ZM206 172V173H207ZM230 172V171H229ZM68 173V172H66ZM163 173V171H162ZM173 173V172H172ZM176 173V172H175ZM174 173V174H175ZM187 173V172H186ZM190 173V172H188ZM192 173V174H193ZM202 174V173H200ZM207 173V174H208ZM214 173V172H213ZM226 173V172H225ZM241 173V172H240ZM32 174V173H31ZM30 174V175H31ZM71 174V173H70ZM191 174V173H190ZM210 174V173H209ZM215 174V173H214ZM227 174V173H226ZM229 174V173H228ZM231 174V173H230ZM229 174V175H230ZM247 174V172H246ZM6 175V174H5ZM120 175V174H119ZM173 175V174H172ZM180 175V174H178ZM178 175H176L178 177ZM188 175V174H187ZM186 175V176H187ZM205 174L203 175H200L204 177ZM218 175V174H217ZM223 175L224 172H223ZM69 177V174L67 175ZM71 176V175H70ZM189 176V175H188ZM192 176V175H191ZM190 176V177H191ZM235 176V175H234ZM241 176V175H240ZM244 177L246 175H243ZM124 177V176H123ZM138 177V175H137ZM144 177V176H143ZM162 177V176H161ZM165 177V176H164ZM172 177V176H170ZM169 177V178H170ZM174 177V176H173ZM194 177V176H193ZM199 177V178H200ZM209 177V175H208ZM214 177V176H212ZM237 177V176H236ZM71 178V177H69ZM128 178V177H127ZM132 178V177H131ZM134 178V177H133ZM180 178V179H181ZM228 178V177H227ZM233 178V177H232ZM243 178V177H242ZM7 179V178H6ZM124 179V178H123ZM159 179V178H158ZM157 179V180H158ZM168 179V178H167ZM171 179V178H170ZM174 179V178H172ZM171 179V180H172ZM179 179V180H180ZM187 179V178H186ZM229 179V178H228ZM246 179V177H245ZM26 180V179H25ZM32 180V179H31ZM35 180V179H34ZM63 180V182H65ZM136 182H132V184H139V187L142 188L143 186L141 185H145L142 183V179L140 180L136 178ZM165 180V179H164ZM188 180V179H187ZM190 180V179H189ZM192 180V179H191ZM214 180V179H212ZM238 180V179H237ZM235 180V181H237ZM242 180V179H241ZM247 180V179H246ZM262 180V179H261ZM29 181V180H27ZM33 181V180H32ZM37 181V180H36ZM41 181V180H40ZM47 181V180H46ZM45 181V182H46ZM52 181V182H53ZM71 181V180H70ZM68 181V182H70ZM71 181V182H72ZM131 181V180H130ZM155 181V180H154ZM161 181V179H160ZM174 182V180H172ZM178 181V180H177ZM186 181V180H185ZM195 181V180H194ZM198 181V180H197ZM200 181V180H199ZM202 182H204V180H201ZM206 181H207V178H206ZM228 181V180H227ZM230 181V180H229ZM240 181V180H239ZM31 182V181H30ZM29 182V184H30ZM35 182V181H34ZM38 182V181H37ZM51 182V183H52ZM53 182V183H54ZM66 182L65 184H63V186L65 185V190L66 192L68 190H70V188H66ZM67 182V183H68ZM119 182V183H118ZM124 182V181H123ZM123 182L122 185L123 186ZM128 182V181H127ZM165 182H168V181H165ZM245 182V181H244ZM257 182V181H256ZM13 183V182H12ZM28 183V182H27ZM40 183V182H39ZM43 183H44V180H43ZM131 183V182H130ZM161 183H164L161 182ZM177 183V182H176ZM175 183V184H176ZM179 183V182H178ZM181 183V182H180ZM193 183V182H192ZM197 183V182H196ZM209 184V182H207ZM212 183L214 184L215 182L212 181ZM211 183V184H212ZM230 183V182H229ZM236 183V182H235ZM34 184V183H33ZM37 184V183H36ZM49 184V183H48ZM60 184V185H59ZM126 184V183H125ZM129 184V182H128ZM149 184V183H148ZM167 184V183H166ZM212 184V185H213ZM216 184V183H215ZM232 184L234 183H231V186ZM242 184H243V181H242ZM13 185V184H12ZM24 185V184H23ZM25 185L27 186L26 184V181H25ZM32 186V183L30 184ZM37 185H40V184H37ZM68 185H70L68 183ZM155 185V184H154ZM158 185V184H157ZM164 185V184H162ZM170 182L168 183V185L166 186H170ZM180 185V184H179ZM195 185V184H194ZM202 185V184H201ZM205 185V184H204ZM237 185H240V184H237ZM263 185V184H262ZM22 186V185H21ZM20 186V187H21ZM30 186V187H31ZM51 186V184H50ZM57 186H53V188L57 187ZM133 186V185H132ZM131 186V187H132ZM196 186V185H195ZM24 187V186H23ZM29 187V185L27 186ZM72 187V186H70ZM112 187V188H111ZM121 186H119L118 188H120ZM126 187V186H125ZM130 187V186H129ZM134 187V186H133ZM148 187V186H147ZM152 187V186H151ZM175 187V186H174ZM177 187V186H176ZM180 187V186H179ZM200 187V185H199ZM202 187V186H201ZM200 187V188H201ZM212 187V186H211ZM216 187V186H215ZM241 187L240 186V189L238 188V190L241 191ZM26 188V187H25ZM36 188V187H35ZM95 188V189H94ZM150 188V187H149ZM155 189V187H153ZM159 188V187H158ZM161 188V187H160ZM169 189L171 187H168ZM200 188H198V191L200 190ZM207 188V186H206ZM210 188V187H209ZM232 188V187H231ZM5 189V188H4ZM40 189V188H39ZM57 192L59 191V188H57ZM75 189V190H74ZM136 189L138 190V188L134 187V188H130V192L131 190L133 191H136ZM144 189V188H143ZM147 189V188H146ZM157 189V188H156ZM172 189V188H171ZM177 189V188H176ZM204 189V188H202ZM6 190V189H5ZM14 190V188H13ZM31 190V189H30ZM34 189H32L31 191H33ZM38 190V188H37ZM41 190V189H40ZM53 190V189H51ZM61 190H63V188L61 189L60 188V193ZM105 190V191H104ZM119 190V189H117ZM148 190V189H147ZM178 190V189H177ZM180 190V189H179ZM238 190L236 192L235 190V193L238 194ZM7 191V190H6ZM5 191V194L3 193V191H1L0 189V201L4 202L3 200L7 198V192ZM16 191V190H15ZM42 191V190H41ZM40 191V192H41ZM50 191V190H49ZM55 191V190H54ZM72 191V190H70ZM68 191V192H70ZM71 192L70 195L71 196H74V192ZM126 191V189H125ZM153 191V190H152ZM189 191V190H188ZM197 191V190H196ZM205 191V190H204ZM203 191V192H204ZM223 191V190H222ZM239 191V193H240ZM64 192V190H63ZM64 192V193H66ZM109 192V191H108ZM120 192H122L120 190ZM129 192V191H128ZM137 192V191H136ZM146 192V191H145ZM178 192V191H177ZM195 192V191H194ZM207 192V191H206ZM220 192V191H219ZM39 193V192H38ZM42 194L43 193H46V191L44 190V192H41ZM39 193V194H41ZM54 193V192H53ZM56 193V191H55ZM60 193H57V195H59ZM64 193L63 196L65 195ZM124 193V192H123ZM127 193V192H126ZM134 193V192H133ZM132 193V194H133ZM142 192H140L141 194ZM150 193V192H149ZM153 193V192H152ZM156 193V192H155ZM158 193V192H157ZM162 193V192H160ZM169 193V194H170ZM200 193V192H199ZM212 193V192H211ZM262 193V191H261ZM32 194V193H31ZM36 194V193H35ZM41 194V195H42ZM52 194V193H51ZM67 194V193H66ZM125 194V193H124ZM164 194V193H163ZM192 194V193H191ZM195 194H198V193H195ZM207 194V193H206ZM227 194V193H226ZM259 194V193H258ZM17 195V193H16ZM48 195V194H47ZM55 195V194H54ZM145 195H147L145 193ZM149 195V194H148ZM157 195V194H155ZM159 195V193H158ZM190 195V194H189ZM224 195V194H223ZM243 195V194H242ZM247 195V194H246ZM11 196V195H10ZM15 196V195H14ZM40 197V195H38ZM43 196H45L43 194ZM49 196V195H48ZM69 196V197H71ZM170 196V195H169ZM169 196H165V197H169ZM184 196V194H183ZM193 196L194 193H193ZM192 196V197H193ZM216 196V195H215ZM221 196V195H220ZM230 196V195H229ZM236 196V194H235ZM240 196V195H239ZM236 197V202L238 200V197ZM21 197V195H20ZM18 195L17 197H12V200H15L16 198H20ZM50 197V196H49ZM52 197H55V196H52ZM51 197V198H52ZM59 197V196H57ZM67 197V196H66ZM125 197V196H124ZM133 197V196H132ZM130 197V198H132ZM186 197V196H184ZM188 197V196H187ZM197 196H195V199H196ZM213 197V196H212ZM217 197V196H216ZM234 197V196H233ZM242 198L244 196H241ZM22 198V197H21ZM34 198V196H33ZM44 198V197H43ZM48 198V197H47ZM45 198V200L47 199ZM73 198V197H72ZM76 198V197H75ZM116 198V196H115ZM129 198V199H130ZM157 198V197H156ZM161 198V197H160ZM181 198V199H180ZM191 197H188L186 199H190ZM198 198H201V197H198ZM206 198V197H204ZM222 198V197H221ZM231 198V197H230ZM229 198V199H230ZM36 199V197H35ZM58 199V198H57ZM114 199V198H113ZM128 199V198H127ZM150 199V198H149ZM214 199V198H213ZM235 199V198H234ZM247 199V198H246ZM264 199V198H263ZM20 200V199H19ZM18 199L16 201H19ZM22 200V199H21ZM20 200V201H21ZM24 200V199H23ZM34 200V199H33ZM49 200V199H48ZM56 200V199H55ZM70 200V198H69ZM159 200V198H158ZM181 200V202H180ZM192 200V198H191ZM197 200V199H196ZM200 200V199H199ZM217 200V199H216ZM215 200V201H216ZM241 200H244V199H241ZM240 200V201H241ZM259 200V198H258ZM6 201H9V199L7 198ZM15 201V202H16ZM28 201V200H27ZM36 201V200H35ZM68 201V200H66ZM119 201V200H118ZM129 201V200H128ZM131 201V200H130ZM129 201V202H130ZM147 201V202H146ZM156 201V199H155ZM198 201V200H197ZM197 201L195 202H191V203H197ZM207 201V200H206ZM210 203L211 200H209ZM213 201V200H212ZM239 201V202H240ZM248 201V199H247ZM45 202V201H44ZM43 202V203H44ZM69 202V201H68ZM124 202V201H123ZM133 202V201H132ZM187 200L184 202L186 203ZM203 202V200H202ZM235 202V205L237 204ZM255 202V201H254ZM21 203V202H20ZM20 203L18 205H20ZM31 203V202H30ZM156 203V202H155ZM183 203V204H184ZM190 203V202H189ZM190 203V204H191ZM205 203V201H204ZM218 203V202H217ZM233 203V202H232ZM243 204L245 203L244 201L242 202ZM252 203V202H251ZM37 204V203H36ZM47 204V203H46ZM45 204V206H46ZM123 204V203H122ZM129 204V203H127ZM138 204V205H137ZM188 204V202H187ZM187 204H185L184 206H188ZM189 204V205H190ZM203 204V203H202ZM253 204V203H252ZM9 205V203H8ZM25 205V204H24ZM22 205V207L24 206ZM39 205V204H38ZM64 205V204H63ZM68 205V204H67ZM196 205V204H194ZM200 205V203H199ZM198 205V206H199ZM248 205V203L246 204ZM4 207V203L3 205H1L0 203V208L1 207ZM21 206V205H20ZM19 206V207H20ZM44 206V207H45ZM135 207V205H132ZM243 206V205H242ZM241 206V207H242ZM10 207V205H9ZM13 207V206H12ZM17 207V205L15 206ZM121 207V206H120ZM119 207V208H120ZM124 207V206H123ZM131 206H127V208ZM191 207H194L193 205L190 206V207H187V208H191ZM210 207V205H209ZM236 207V206H235ZM238 207V206H237ZM254 207V206H252ZM8 208V207H6ZM18 208V207H17ZM122 208V207H121ZM129 208V209H130ZM196 208V207H195ZM204 208V207H202ZM201 208V209H202ZM248 208V206H247ZM10 209V208H9ZM12 209V208H11ZM16 209V208H15ZM15 209H13L15 211ZM27 209V208H26ZM41 209V208H40ZM124 209V208H123ZM136 209V208H135ZM235 209V208H234ZM238 209V208H237ZM250 209V208H249ZM12 210V211H13ZM19 210V209H18ZM38 210V209H37ZM132 210V208H131ZM184 210V211H183ZM196 210V209H195ZM210 210V209H209ZM240 210V209H238ZM10 212H12L11 210H9ZM191 211V210H190ZM194 211V209H193ZM234 211V210H233ZM20 212V211H17V213ZM28 212H30L28 210ZM188 212V210H187ZM235 212V211H234ZM237 212V211H236ZM235 212V213H236ZM239 212V211H238ZM242 212V211H241ZM2 213V212H1ZM15 213V212H14ZM16 213V215H17ZM142 213V214H141ZM186 213V212H185ZM194 213V212H193ZM204 213V212H203ZM209 213V212H208ZM207 213V214H208ZM233 213V212H232ZM233 213V214H235ZM248 213V212H247ZM13 214V213H11ZM232 214V215H233ZM192 214H190L189 216H191ZM195 215V214H194ZM211 215V214H210ZM236 215V214H235ZM242 215V214H241ZM245 215V213H244ZM12 216V215H11ZM187 216V217H189ZM234 216V215H233ZM231 217V216H230ZM1 218V217H0ZM13 218V217H12ZM186 218V217H185ZM190 218V217H189ZM195 218V217H194ZM229 218V217H228ZM232 218V217H231ZM230 218V219H231ZM235 218V216H234ZM11 219V218H10ZM200 219V218H199ZM237 219V218H236ZM242 219V218H241ZM248 219V218H247ZM250 219V218H249ZM1 220V219H0ZM8 220V219H7ZM195 220V219H194ZM226 220V219H225ZM239 220V219H238ZM6 221V219H5ZM9 221V220H8ZM7 221V222H8ZM232 221V220H231ZM235 221V220H234ZM244 221V220H243ZM4 222V221H3ZM237 222V221H236ZM247 222V221H246ZM2 223V222H0ZM6 223V222H4ZM195 223V222H194ZM231 223V222H230ZM233 223V222H232ZM238 223V222H237ZM245 223V222H244ZM228 224V223H227ZM234 224V223H233ZM176 225V226H175ZM183 225V224H182ZM181 225V226H182ZM195 225V224H194ZM229 225V224H228ZM9 226V225H8ZM180 226V225H179ZM198 226V225H197ZM196 226V227H197ZM215 226V225H214ZM212 226V227H214ZM230 226V225H229ZM236 226V225H235ZM194 227V226H193ZM221 227V226H220ZM238 227V226H236ZM250 227V226H249ZM10 228H12V226H10ZM183 228V227H182ZM189 228V227H187ZM199 228V227H198ZM202 228V227H201ZM206 228V227H205ZM204 228V229H205ZM215 228V227H214ZM4 229V228H3ZM18 229V228H17ZM164 229H166V231H164ZM185 229V228H184ZM216 229V228H215ZM243 229V228H242ZM13 230H16V229H13ZM21 230V229H20ZM168 230V231H169ZM193 230V229H192ZM196 230V229H195ZM201 230V229H200ZM203 230V229H202ZM209 230H211L209 228ZM213 230V229H212ZM211 230V231H212ZM237 230V229H236ZM172 231V230H171ZM176 231V230H175ZM181 231V230H180ZM179 231V232H180ZM198 231V230H197ZM206 231V230H205ZM204 231V232H205ZM215 231V230H214ZM213 231V232H214ZM220 231V230H217V232ZM223 231V230H222ZM221 231V232H222ZM232 231V230H231ZM19 232V233H18ZM33 232V231H32ZM166 232V234H165ZM178 232V233H179ZM186 232V231H184ZM190 232V231H189ZM194 232V231H193ZM202 232V231H201ZM208 232V230L206 231ZM210 232V231H209ZM208 232V233H209ZM233 232V231H232ZM231 232V233H232ZM259 232V231H258ZM263 232V231H262ZM31 233V232H29ZM181 233V232H180ZM179 233V234H180ZM198 233V232H197ZM212 233V232H210ZM227 233V232H226ZM229 233V232H228ZM32 234V233H31ZM172 234V235H171ZM179 234L176 233L175 236H178ZM187 233H185L186 235ZM201 234V233H200ZM207 234V233H206ZM217 234V233H215ZM219 234V233H218ZM161 235V237H160ZM184 235V236H185ZM194 235V234H193ZM213 235V234H212ZM223 235V234H222ZM230 235V234H229ZM31 236V235H29ZM174 236V237H175ZM183 236V237H184ZM189 236V235H188ZM200 236H203V235H200ZM199 236V237H200ZM206 236V235H205ZM216 235L213 236V238L215 237ZM220 236H221V233H220ZM224 236V235H223ZM226 236V235H225ZM231 236V235H230ZM229 236V237H230ZM218 237V235H217ZM228 237V235H227ZM226 237V238H227ZM233 237V235L231 236ZM248 237V236H247ZM252 237V236H251ZM27 238L29 240H27ZM162 238V239H161ZM177 238V237H176ZM188 238V237H187ZM193 239V237H191ZM206 238V237H204ZM212 238V239H213ZM31 239V240H30ZM182 239V238H181ZM186 239V236L185 238ZM196 239V238H194ZM216 239V238H214ZM218 239V238H217ZM229 239V238H228ZM231 239V242L232 240L234 241L233 238H230ZM230 239L228 241H230ZM115 240L116 241V245L117 246H114V242L112 243V241ZM171 240V239H170ZM219 240V239H218ZM221 240V238H220ZM165 241V239H164ZM182 241V240H181ZM180 241V242H181ZM194 241V240H192ZM198 241V240H197ZM200 241V240H199ZM205 241V240H204ZM214 241V240H213ZM217 241V240H216ZM215 241V242H216ZM227 242V239L225 240ZM224 241V243H225ZM241 241V240H240ZM167 242V241H166ZM176 242V241H175ZM179 242V241H178ZM190 241L188 240V243ZM196 242V240L194 241ZM208 242V241H207ZM218 242V241H217ZM216 242V243H217ZM220 242V241H219ZM223 241H221L222 243ZM239 242V241H238ZM161 243V244H160ZM163 243V244H162ZM172 243V242H171ZM233 243V242H232ZM236 243V242H235ZM170 244V242H169ZM161 245V246H160ZM167 245V244H166ZM197 245V244H196ZM33 247L34 251L31 252L29 251V247ZM161 250H159L160 248ZM169 246V245H168ZM232 246V245H231ZM236 246V245H235ZM167 247V246H166ZM177 247V246H176ZM175 247V248H176ZM182 248V247H181ZM185 248V247H184ZM165 249V247L163 248ZM168 249V248H166ZM187 249V248H186ZM190 249V248H189ZM194 249V248H193ZM223 249V248H222ZM228 249V248H227ZM240 249V248H239ZM169 250V249H168ZM237 250V248H236ZM235 250V251H236ZM162 253H161V252ZM180 251V250H179ZM189 251V250H188ZM231 251V250H230ZM164 252V253H163ZM168 252V251H167ZM175 252V251H174ZM190 252V251H189ZM208 252V251H207ZM237 252V251H236ZM235 252V253H236ZM240 252V250H239ZM165 253H166V256H165ZM254 253V252H253ZM161 254L162 257L165 256L166 258H162L161 257ZM187 254V253H186ZM192 254V253H191ZM199 254V253H198ZM193 255V254H192ZM191 255V256H192ZM236 255V254H235ZM126 258H125V257ZM173 256V255H172ZM178 256V255H177ZM194 256V255H193ZM237 256H238V253H237ZM236 256V257H237ZM241 256V255H240ZM255 256V255H254ZM130 257L131 259H134V260H131L132 262H130V260H127V259H130L128 258ZM159 257H161L159 259ZM181 257V255H180ZM206 257V256H205ZM245 257V256H244ZM177 258V257H176ZM186 258V257H185ZM211 258V257H210ZM224 258V256H223ZM157 259V260H156ZM159 259V261H158ZM179 259V258H178ZM181 259V258H180ZM190 259V258H189ZM194 259V257H193ZM196 259V258H195ZM194 259V261H195ZM227 259V258H226ZM236 259V258H234ZM258 259V258H256ZM157 262H156V261ZM188 260V259H187ZM186 260V262H187ZM200 260V259H199ZM205 260V259H204ZM210 260V259H209ZM228 260V259H227ZM231 260V258H230ZM185 261V260H184ZM191 261H193L191 259ZM240 261V260H239ZM251 261V260H250ZM130 262V263H128ZM165 262V261H164ZM179 262V261H178ZM181 262V261H180ZM198 262V260H197ZM200 262V261H199ZM203 262V261H202ZM205 262V261H204ZM212 262V260H211ZM236 262H237V259H236ZM247 262V261H245ZM132 263V264H133ZM167 262L163 263V264H166ZM176 263V262H175ZM240 263V262H239ZM237 263V264H239ZM162 264V263H160ZM168 264H172V262L168 263ZM180 264V263H178ZM243 264V263H242ZM247 264V263H246Z\"/></svg>", "mask_w": 264, "mask_h": 264}, {"label": "rangeland", "instance_id": "374dc122", "mask_svg": "<svg viewBox=\"0 0 264 264\" xmlns=\"http://www.w3.org/2000/svg\"><path fill=\"white\" fill-rule=\"evenodd\" d=\"M4 3H3V2ZM43 1V2H42ZM64 1H67V0H63V2ZM1 3H0V15H1V17H0V25H1V27H3V28H5V30H8L7 32H8V35L9 36H4V37H2V35H1V37L3 38V39H5V41H8L7 43L9 44V46H7V48L9 49V47H11L10 45H12V49L10 48V50H11V52L12 51H14L13 53H14V55H12V54H10L9 55V53H11L10 51H8L7 49H6V47H5V45L4 44H6V43H4V42H2L1 41V39H0V46L1 45H3L2 47H3V49H5V50H2V47H0V58L2 57V55H3V57L0 59V74H5L6 73V75H12V76H10V82H9V84H8V86H6L4 89H3V91H5V93H8L10 90V92H13V96H11V97H7L6 95H4V93H3V95L4 96H1V94H0V97H1V99H0V109H2V107L4 108V110L2 109L1 111H0V117H1V114H2V118H0V122H2L1 120H3V124L2 123H0V189H1V191H3V193L5 194V191L7 192V198L9 199V201H6V199H4L3 201L4 202H2V201H0V203H1V205H3V203H4V207L2 206L1 208H0V222H2V223H0V231L3 233V230H5V231H7V230H10L11 229V231H13V232H15V233H17V231L19 230V232L21 231V232H26V231H28V230H30L31 228H29V226H30V224H32V223H34L33 222V220H32V217L34 216V214H32V211L33 210H35V211H42L43 209H45V208H48V206H50V202H51V200L52 201H55V202H57V201H60L59 200V198L63 201V204H62V206H64L65 207V209L66 210H69V207H71V206H73L74 205V201L76 200V199H79V194L77 193L76 194V191H73V186L75 185V183H74V185L72 184L71 185V183H73V181H72V179L75 177V174H74V177L72 176L73 175V170H72V172H70V168H74L72 165V167H69V164L67 163V162H65V161H67L68 159L66 158V152H65V150L67 151L69 148H74L73 146H75V148H76V150L78 151H80V150H82L83 149V151L87 154V155H84V156H87V157H85V159L87 158V160L88 159H90L89 160V162L91 161L92 163H96V164H99V162L101 161V159L99 160L98 159V157H95V154H94V152L96 151V150H93L92 149V147L93 148H95L93 145L95 144V143H97V142H99V141H103V139H104V143L106 142V145H109V144H112V148L110 149V152H109V154L107 153V160L108 161H106L105 159V157L103 158L104 159V161H106V163L105 164H107L108 166L106 167L107 168V172L109 171V172H113V173H115V174H117V176L118 177H120V179H121V183H119V185L117 186H112V187H114V188H112L111 190H107L106 192L107 193H109V195H111V196H109L108 198L109 199H112L113 201H115L114 203L116 204V206H118L117 208L123 213V214H126V213H130V212H134V211H137V206H136V201H137V203H138V201L139 202H142L141 200L143 199L144 200V198H146V200L148 201V204H149V202H150V204H161V202H165V201H163V200H166L167 198H171V196L173 195V193H174V191H175V193L174 194H176V193H179V191L181 192L184 188H182V187H187L188 188V186L190 187V185H192L190 188H193L192 190H193V192L190 190V189H184V190H186L185 192H190V193H188V195H186L185 193H184V191H182V194L180 195L181 196V200H182V202H181V200H180V202L182 203V205H180V206H182L183 208H184V210H185V208H186V210L184 211V213H183V215H184V218H182V219H179V222L178 223H181V220H183L182 221V223L181 224H179L178 225V227L176 226L175 228L173 227V228H171V230H167V233L168 232H172V234H173V232H174V234H173V236H168L167 237V235H165L164 236V234H162V238H163V242H165L166 244H164V245H162V247L164 248L165 247V249H163L162 248V250H161V248H160V246H159V250H161V251H163V250H165L166 251V253L168 254H171V256H170V258H169V254H168V256H167V258L165 257L166 256V253H165V256H163L164 258H166V259H168V260H170L169 262L171 263L172 262V264H178V263H180V264H237V263H239V264H264V152H262V151H264L263 149H264V144H262V143H264V138H263V136L262 137H260L262 134L258 131V129H259V127L261 128L262 126L261 125H258V123L260 122V123H262L261 121L264 119V106H263V104H264V102H263V104H261V102H258L259 101V98H257L256 96H254L251 100V102H249L248 100L250 99H247L246 101H245V103L246 104H249V103H251L252 105V108H254L251 112H250V115L252 114V116H251V119H252V121L251 122H253V124L252 125H254L253 127H254V129H253V127H252V131H258L259 133H253V135H251V137H252V139H249V140H247L248 138H251V137H247L248 135L247 134H244V133H241L240 135L239 134H234V132L233 133H231V134H227L226 136H228V137H226V136H224L225 135V133H221V132H217V135L215 134V132L213 133V134H209L208 136H210V137H212V135H213V139H211L210 137H206V139L204 140V137H199V138H201V140L199 139V138H197V136H195V135H193V136H190V134L188 135L189 137H186V136H181V139H180V141H181V143L183 142V144H185V143H187L188 144V146L190 145V144H192V145H194V148H199L202 144H204V146H205V141L207 140V139H210L213 143H216V144H213L215 147H217V146H219V147H217V148H215L212 144H211V141L210 140H207V141H209V142H207L206 141V146H205V149H206V151H207V154H209L207 157H206V159L208 158V160H210L211 159V161L208 163V160H204V161H206V165H205V167H204V169L205 168H207V169H203V170H201V172L200 173H202V174H200L199 173V171H197L200 175H203V174H205L204 175V177L203 176H201L200 177V175H198V173H195V175H194V169L196 168V166L194 167V169H193V164L194 165H196V160H195V158L192 160V158L193 157H188V155H184L180 160H178V162L176 161V162H171L170 164H168L167 165V167L165 168V173H164V170H162L163 171V173H162V171L160 172V174H158L159 176H158V178H156V179H152L151 177H150V175H149V171H148V169H146L147 167H144V163L146 162V160H143V159H147L149 156H151L152 155V151L153 150H151V149H154L153 147V143H155V142H157L156 140H158V142H162V140L164 141V139L163 138H165V136L163 137L162 135H159V134H163L164 135V133H162L163 131H162V128L161 129H159V131H156V132H154L156 135H154V133L152 134V133H150V132H148L147 134L148 135H150L149 137L150 138H148V136H144L143 135V137L144 138H147L148 140H149V142H147L146 140V148H145V145H144V147L142 148V146H143V144H145L144 142H142V141H140L139 139V137L141 136L140 134H141V132L142 131H144L145 130V123H147V121L148 120H150V119H153V117H156L157 118V116H156V114L154 115L153 114V112H152V114H151V112H149L151 109H152V105H150V104H152L153 103V101H150V99L149 100H143V99H137V96H136V87H134L133 89H132V87L131 88H129V87H127V89H130V90H128V92H127V90H126V87H123V86H118V87H116L115 85H116V83L114 84V82L115 81H113L112 80V78H113V76H115V77H120L121 75H120V73H118L119 75L118 76H116V72L115 71H117V70H119V66H115L117 63L115 62V64L114 63H112L113 62V60H115V59H112L113 58V56H111V58H110V56L108 57V55L106 54L107 52H109V47L107 48V49H104L103 48V46H102V44L101 43H99V44H101L100 46L99 45H95L96 46V48H94L93 49V51H95V50H100L101 52H102V48H103V51H105V52H102L103 54H101V55H99L100 53H98V51L95 53V54H97L98 53V55L100 56H97L96 57V59L92 62V61H90L91 63H93L94 65H93V68H91L92 67V64H91V66L89 65L90 64V62H89V60H88V56L87 55H92V54H94V52L92 53V54H87L89 51H87V52H84V54H83V45L84 44H81L80 45V47L81 48H83V49H78V48H80L79 46H76V45H78L79 43H81L80 41V39H79V37L77 36V38L80 40L79 41V43H78V41H77V38H76V34H67L68 33V31L71 29H74V27H71V28H69V27H67L69 30L68 31H66V27L64 28V27H62V28H64V30L62 29V28H60V25H58V23H61L62 21L61 20H59V19H56L57 18V16H55V15H52V14H56V12H55V10L58 8V7H60V6H62L63 4H62V0H61V2H60V0H1L0 1ZM56 2V3H55ZM36 3V4H35ZM53 3V4H52ZM58 3H61V4H58ZM17 4L18 5H20V4H22L21 6H23V7H21V6H19V7H17ZM36 5L34 8H33V5ZM24 5H27V7H25ZM60 5V6H59ZM29 6H31L30 8H29ZM52 6V7H51ZM17 9H16V8ZM56 7V8H55ZM13 8V9H12ZM15 8V9H14ZM26 9H27V11H29V12H26ZM38 9L40 10V12L38 11ZM49 9H50V11H52L53 10V12H50L49 11ZM105 9H109V8H105ZM11 10V11H10ZM31 10V11H30ZM42 10V11H41ZM130 10V13H129V15H128V17H130L131 15L130 14H132L133 13V9H129ZM25 11V12H24ZM16 12V13H15ZM23 12V13H22ZM32 12V13H31ZM39 12V13H38ZM105 12H108V11H105ZM129 11H126V15H127V13H128ZM132 12V13H131ZM25 13V14H24ZM27 13V14H26ZM123 13V14H124ZM135 13V12H134ZM139 13V12H138ZM138 13L137 14H135V15H132L133 16V18H131L132 20H130V22H129V25L127 26V27H129L130 25L132 26H134L135 24H140L142 21H145V22H147V21H150V18L148 17V16H145V14H142L141 13V15H140V13H139V15H138ZM104 14H107V13H104ZM122 15V14H120L118 17L119 18H121V20L120 21H122V18H124L126 15ZM13 16V17H11V16ZM15 15V16H14ZM36 16H37V18H36ZM53 16H55L54 17V19H53ZM131 16V17H132ZM41 17V18H40ZM47 17V18H46ZM103 16H100V18H102ZM115 17H116V15H115ZM118 17H117V19H118ZM31 19V21H30V19ZM33 18V19H32ZM34 18H36V19H34ZM46 19V20H43V19ZM112 18V17H111ZM110 18V19H111ZM127 18V17H126ZM135 19V20H134ZM12 20H14V21H12ZM37 20H38V22H37ZM58 20V21H57ZM125 20V19H124ZM13 23H12V22ZM132 21V22H131ZM14 22H15V25H13L14 24ZM34 22V23H33ZM35 22L37 23V24H35ZM39 22H42V23H39ZM43 22H44V24H43ZM48 22V23H47ZM135 22H137V23H135ZM29 23L31 24V26L29 25ZM90 23V28H88V30H87V37L89 38H91V36H95V38L94 39H96L97 40V38H101V35H102V37H105L106 36V33H104V31L105 30H107V28L106 27H108V25L106 26H100V28H99V25H98V27H96V25H95V23H93V22H89ZM134 23V24H133ZM4 24V25H3ZM12 24V25H11ZM43 24V26H41ZM33 25V26H32ZM48 25V26H47ZM54 27H53V26ZM141 25V24H140ZM230 25V22H228L227 24H225V26H229ZM15 26H16V28H15ZM40 27L41 29H43V27H44V29L45 30H48V31H45L44 29H43V31L41 30V36H43V37H41L40 35H39V37H37L36 35H38V34H36L35 35V33H39V31H40V29L38 28H36V30H34V29H30V28H32V27ZM50 26H52V28L50 27ZM57 26V27H56ZM126 26V25H125ZM130 26V27H131ZM132 26V27H133ZM148 26H149V24H148ZM13 27V28H12ZM27 27V28H26ZM93 27H96L97 29H94ZM110 27V26H109ZM141 27H143L142 25H141ZM11 28V29H10ZM28 28H29V30H28ZM48 28V29H47ZM14 29V30H13ZM17 29H20V30H17ZM51 29V30H50ZM15 32V33H13V31ZM58 30H60V31H58ZM92 30V32L90 33V31ZM10 31V32H9ZM17 31H19V32H17ZM24 31H26V32H24ZM32 31V32H31ZM44 31L46 32V34H43L44 33ZM49 31H51V32H49ZM97 31H100V35L97 33ZM101 31L105 34V36L101 33ZM1 32V31H0ZM29 32H31L30 34H29ZM48 32V33H47ZM57 32V33H56ZM64 32V33H63ZM112 32H114V31H112ZM32 33H34V34H32ZM63 35H61V34ZM94 33H97V34H95L94 35ZM227 32H225V33H223L221 36L222 37H220L219 38V43H221V44H218L220 47L219 48H221V49H218V48H216L215 46H214V49H212V50H214V52H212L211 51V54H207L206 55V57L209 59V61H211V62H209L210 63V65H209V67L208 68H211L210 69V71H212V72H215V73H212V72H209V70H207V67L205 68L206 70H207V72L210 74V77H211V75H213L211 78H213L214 79V81H215V83L216 84H220V86H221V82L222 81H218V80H223V84L224 83H226V84H224L225 86H226V88L227 89H229V90H231V88H232V85H231V83L233 82L232 80H233V78H231V77H233V75L232 76H230V74L232 73V71H234V69L236 70V66H237V69H238V65L243 61V57H244V55L243 54H241V60L236 56V55H234V54H239V51H240V48H234L233 49V47H232V45H231V49H229V47L227 48V46H230V45H228L229 43H227L228 42V34H226ZM16 34V35H15ZM24 34V35H23ZM32 34V35H31ZM43 34V35H42ZM91 34V35H90ZM11 35V36H10ZM25 35H27V36H25ZM35 35V36H34ZM49 37H48V36ZM50 35H51V38H50ZM54 35H59L58 37L56 36H54ZM90 35V36H89ZM15 36V37H14ZM17 36V37H16ZM32 36V37H31ZM47 36V37H46ZM65 36V37H64ZM68 36V37H67ZM72 36V37H71ZM22 37V38H21ZM26 37V38H25ZM54 39H53V38ZM66 37H67V39H66ZM97 37V38H96ZM14 38V39H13ZM17 38V39H16ZM28 38H30V39H28ZM35 40H34V39ZM41 38H43V39H45V41L46 40H51L50 42L48 41V43H47V50H48V52L50 53H48L49 55L47 56V57H45V58H36L34 55L39 51V45H40V40H41ZM48 38V39H47ZM64 38V39H63ZM227 38V39H226ZM2 39V40H3ZM18 39H20V40H18ZM27 39V40H26ZM43 39H42V41H43ZM52 39H53V41H54V43H52ZM63 39V40H62ZM12 40V42H9V41H11ZM17 40L20 42H17ZM39 40V41H38ZM57 40H58V42H57ZM87 40H89V42H88V44L90 45V44H92V43H94V40H93V37H92V40H93V42H92V40H91V43H90V39H86V42H87ZM222 42H221V41ZM4 41V40H3ZM31 41H34V42H31ZM66 41V42H65ZM69 41V42H68ZM71 41V42H70ZM72 41H74V42H72ZM27 42V43H26ZM44 42V41H43ZM57 42V44H55ZM67 42H68V44H67ZM78 44H77V43ZM85 42V43H86ZM96 42V41H95ZM217 42V43H218ZM4 43V44H3ZM26 43V44H25ZM65 43H66V45H68L69 46V44H70V47L72 46V47H74L75 46V48H77V50L79 51H76V50H74L75 48H72L71 47V49L74 51V52H71L72 50L70 49V47H68V46H66L65 45ZM74 43V44H73ZM83 43V42H82ZM217 43H215L216 45H217ZM225 43V44H224ZM19 45L18 47H17V45ZM51 44V46H53V47H51V46H49ZM55 44V45H54ZM87 44V45H88ZM23 45V46H22ZM38 45V46H37ZM224 45V46H223ZM226 45V46H225ZM21 46V47H20ZM94 46V47H95ZM98 46V47H97ZM115 45H112L110 48H112V47H114ZM13 47H17L15 50H20V51H15L14 50V48ZM25 47V48H24ZM28 47V48H27ZM38 49H37V48ZM56 47V48H55ZM59 47V48H58ZM101 47V48H100ZM239 47V46H238ZM19 48V49H18ZM51 48V49H50ZM55 50H54V49ZM226 48V49H225ZM27 49V50H26ZM53 49V50H52ZM65 49H66V51H68L69 52V54L68 53H66V51H65ZM217 49V50H216ZM225 49V50H224ZM233 49V50H232ZM237 49V50H236ZM56 50H58V52H59V54L57 53L56 55H55V53L54 52H57ZM85 51H86V49H84ZM88 50V49H87ZM108 50V51H107ZM5 51V52H4ZM24 51H27V52H24ZM29 51V52H28ZM32 53H31V52ZM52 51H54V52H52ZM60 51H61V53H60ZM99 51V52H100ZM219 51V52H218ZM223 51V54L222 53H220V52H222ZM237 51H238V53H237ZM4 52V53H3ZM9 52V53H8ZM77 54H76V53ZM80 52H82V53H80ZM215 52H217V53H215ZM1 53H3V54H1ZM5 53H8V54H5ZM19 53V54H18ZM23 53V54H22ZM31 53V54H30ZM52 53H54V54H52ZM85 53L87 54L85 57H84V55H85ZM219 53V54H218ZM234 53V54H233ZM21 54V55H20ZM26 54V55H25ZM63 54V55H62ZM67 55V57L68 56H70V57H68V59H67V57H66V55ZM83 55V57H82V55ZM213 54H216V56L214 55L213 56ZM217 54H218V56H217ZM8 55H9V58H8ZM17 55V56H16ZM23 55V56H22ZM53 55H55V56H57V59H56V57L55 56H53ZM78 55V56H77ZM80 55V56H79ZM103 55V56H102ZM107 55V57L108 58H105V56ZM212 55V56H211ZM232 55H234V57L232 56ZM240 55V54H239ZM14 56V57H13ZM25 56V57H24ZM30 56V57H29ZM72 56H73V59H74V61H73V59H72ZM75 56H77L78 58H75ZM210 56V57H209ZM221 56H223L222 58H221ZM238 58V59H236V57ZM10 57H11V59H10ZM14 59H13V58ZM18 57H20V58H18ZM35 57V58H34ZM53 57H55L54 58V60H52V58ZM62 57V58H61ZM65 57V58H64ZM79 57H81L82 58V60H86L85 58H87V60L85 61V63L86 64H88V65H86L84 62H82V60H81V58H79ZM103 57V58H102ZM215 57H217V59L215 58ZM220 57V58H219ZM5 58V59H4ZM17 58H18V60H17ZM26 60H25V59ZM34 58V59H33ZM59 58H61L59 61H58V59ZM22 59V60H21ZM37 59V60H36ZM65 59V60H64ZM71 59V61L69 62V60ZM77 59H79V62H75V61H78ZM107 59H112V61L110 60V61H106ZM212 59V60H211ZM236 59V60H235ZM8 60H10L11 62L14 60H16L17 61V64H15L16 63V61H15V63H14V61H13V64L12 63H10L11 65H12V67H11V65L10 64H7L8 62H10V61H8ZM21 60V61H20ZM34 60V61H33ZM38 60H39V62L41 63V64H46V65H41L39 62H38ZM52 60V61H51ZM66 60H68V62H66ZM81 60V61H80ZM216 60V61H215ZM6 61V62H5ZM21 63H20V62ZM42 61H43V63H42ZM73 61V62H72ZM102 61V62H101ZM214 61V62H213ZM3 63V65H2V63ZM5 62V63H4ZM19 62V63H18ZM27 62V63H26ZM29 62V63H28ZM31 62H32V64H31ZM49 62V63H48ZM58 62V63H57ZM60 62V63H59ZM88 62V63H87ZM106 62V63H105ZM37 63H39V64H37ZM53 63V64H52ZM76 63V64H75ZM228 63H230V64H228ZM232 63H233V65H232ZM239 63V64H238ZM15 64V65H14ZM24 64H26V65H24ZM30 65L31 67H29V69H28V71L29 72H27V66L28 65ZM59 64V65H58ZM79 64H81V65H79ZM96 64V65H95ZM98 64V65H97ZM216 64V65H215ZM227 64V65H226ZM16 65H19V66H22L21 67V69H20V67L19 68H17L18 66H16ZM41 65V66H40ZM49 65V66H48ZM74 65V66H73ZM228 65L230 66V65H232L231 67H228ZM3 66V67H2ZM10 66V67H9ZM24 66V67H23ZM26 66V67H25ZM36 66H40V68H38V67H36ZM47 66V67H46ZM76 66V67H75ZM80 66V67H79ZM106 66V67H105ZM114 66V67H113ZM211 66V67H210ZM217 68H216V67ZM228 67V68H225V67ZM34 67V68H33ZM72 67V68H71ZM75 67V68H74ZM90 67V68H89ZM98 69H97V68ZM99 67H100V69H102V71L99 69ZM111 67V68H110ZM219 67V68H218ZM11 68V69H10ZM38 68V69H37ZM87 68V69H86ZM89 68V69H88ZM105 68V69H104ZM116 70H115V69ZM213 68H216V70H214ZM3 69V70H2ZM9 69V70H8ZM14 69V70H13ZM33 69V71H31ZM69 70V72H68V70ZM74 69H76V70H74ZM86 69V70H85ZM96 70V72H95V70ZM107 69V70H106ZM38 70H41V71H43L42 73H40L41 71H39L38 72ZM49 71V73H47V71ZM70 70H72L71 71V73H70ZM92 70H94V71H92ZM3 71V72H2ZM6 71V72H5ZM31 71V72H30ZM92 71V72H91ZM100 71V72H99ZM5 72V73H4ZM8 72V73H7ZM15 72V73H14ZM19 72V73H18ZM25 72V73H24ZM33 72H35L34 73V75L32 74ZM37 72V73H36ZM44 72H46L47 73V75L48 76H46V73H44ZM64 72V73H63ZM90 72H91V74H90ZM98 72V73H97ZM119 72V71H118ZM222 72V73H221ZM14 73V74H13ZM29 73V74H28ZM60 73H63L62 75H60ZM79 73V74H78ZM88 73V74H87ZM94 73V74H93ZM100 73V74H99ZM107 73V74H106ZM111 73V74H110ZM226 74V75H224V74ZM234 73V72H233ZM27 74V75H26ZM31 74H32V76H31ZM42 74H44V75H42ZM58 74H59V76H58ZM105 74V75H104ZM216 74V75H215ZM223 74V75H222ZM16 75V77H14ZM18 75V76H17ZM78 75V76H77ZM93 75V76H92ZM96 75V76H95ZM221 77H220V76ZM229 75V76H228ZM20 76V77H19ZM99 76V77H98ZM100 76H101V78H100ZM102 76H104V77H102ZM106 76H107V78H106ZM112 76V77H111ZM13 77V79L11 80V78ZM21 77L23 78V79H21ZM32 77L34 78V79H32ZM38 77V78H37ZM40 77V78H39ZM96 79H95V78ZM115 77H114V79H115ZM220 77V78H219ZM224 77V78H223ZM18 78V79H17ZM20 78V79H19ZM93 78V79H92ZM101 80H100V79ZM116 78V79H117ZM217 78V79H216ZM228 78V79H227ZM232 80H231V79ZM30 79H32V80H30ZM87 79H88V81H87ZM110 79V80H109ZM115 79V80H116ZM230 79V80H229ZM18 80V81H17ZM78 80H83V81H81V82H79ZM84 80H85V82H84ZM226 82H225V81ZM228 80V81H227ZM20 81V82H19ZM22 81V82H21ZM91 81V82H90ZM93 81H95V82H93ZM98 81H99V83H98ZM104 81V82H103ZM78 82L82 85H80L79 86V84H78ZM91 84H89V83ZM229 82V84H227ZM231 82V83H230ZM18 83V84H17ZM21 83H22V85H21ZM60 83V84H59ZM92 83H94V84H92ZM66 84V85H65ZM104 84V88L102 87V85ZM107 84H110V85H107ZM218 84V85H219ZM222 84V85H223ZM13 85V86H12ZM59 85V86H58ZM62 85V88L60 87ZM89 85L90 86H93V87H91V88H93V89H91L90 87H89ZM106 85V86H105ZM58 86V87H57ZM69 86V87H68ZM71 86V87H70ZM86 86V87H85ZM88 86V87H87ZM97 86H99V87H97ZM108 86V87H107ZM229 86V87H228ZM13 87V88H12ZM60 87V88H59ZM76 87V88H75ZM85 87V88H84ZM96 87L98 88L97 90H96ZM17 88V89H16ZM66 88V89H65ZM70 88V89H69ZM80 88H84V89H80ZM87 88V89H86ZM89 88V89H88ZM95 88V89H94ZM104 90H103V89ZM111 90H110V89ZM118 88V89H117ZM122 88H124V90L126 91H124ZM9 89V90H8ZM16 89V90H15ZM74 89H75V91H74ZM86 89V90H85ZM117 89V90H116ZM2 90V89H1ZM60 90V91H59ZM85 90V91H84ZM95 90V91H94ZM100 90V91H99ZM114 90V91H113ZM116 90V91H115ZM119 90V91H118ZM20 91V92H19ZM59 91V92H58ZM108 93H107V92ZM16 92H17V95H16ZM63 92H65V93H63ZM70 94H69V93ZM73 92V94L71 95V93ZM74 92H76V93H74ZM81 92V93H80ZM85 92H88V93H85ZM90 92V93H89ZM102 92V93H101ZM118 92V93H117ZM14 93H15V96H14ZM22 93V94H21ZM68 93V94H67ZM100 93V94H99ZM113 93V95H111ZM121 93V94H120ZM129 94V96H130V100L128 99V95L127 94ZM133 93V94H132ZM212 93V92H211ZM77 94V96H75L74 97V95H76ZM102 94V95H101ZM116 94V95H115ZM119 94V95H118ZM125 94H126V96H127V98H126V96H125ZM110 95V96H109ZM210 95H212V94H210ZM22 96V97H21ZM26 96L28 97V98H26ZM101 96H103V97H101ZM119 96V97H118ZM132 96V97H131ZM6 98V100H8L9 99V101H6L5 100V98ZM20 97V98H19ZM72 98L73 97V100H74V98H75V100L73 101L72 99H69V98ZM76 97H77V99H76ZM107 98V99H106ZM109 98V99H108ZM122 98V99H121ZM212 98H213V95H212ZM210 98V100L208 99H206V101H205V99H199V100H202V101H200L199 102V100L197 101V100H195V102H198L199 103V105H198V103L196 104L195 103V105H194V103H191V102H193V101H191V102H183V103H181L180 105L178 104V106H183V107H185L186 108V110L183 108V112H181L180 113V115H183V116H181L182 118H180V116H179V118L180 119H183V120H181L180 122H179V120L178 119H175L174 120V123H177L176 124V126L177 125H179V124H185V126L186 125H188V124H186L187 123V120H188V122L191 120V119H193V118H197V115L195 116L194 114H196V113H198L199 111H201L202 110V112H203V110H204V112H206L207 114H208V112H209V115L207 116V115H205V119H206V121L208 120L209 121V119H208V117H213V116H211L212 114L213 115H217V113L219 112V114H222V115H225V118H230L232 115V113L231 112H233V110H231V108H232V105H231V102H228V101H230L229 100V98H223L222 100H225V101H223L222 102V100L221 99H219V101H218V99H217V97H215L214 96V98L218 101V102H220V104L216 101V102H213L215 99L213 98ZM235 98V97H234ZM256 98V99H255ZM4 99V100H3ZM18 99V100H17ZM67 99H69V100H67ZM137 99V100H136ZM148 99V98H147ZM11 100V101H10ZM12 100H14V101H12ZM24 102H23V101ZM71 100V102H69ZM82 100V101H81ZM94 100V101H93ZM108 100V101H107ZM122 100H123V102H122ZM135 100V101H134ZM139 100V101H138ZM204 100V101H203ZM228 100V101H227ZM81 101V103H79ZM99 101V102H98ZM115 101H117V102H115ZM126 101V102H125ZM127 101H129L128 103H127ZM134 103H133V102ZM138 101V102H137ZM143 101V102H142ZM248 101V102H247ZM255 101H257V102H255ZM2 102H3V104H2ZM6 102V103H5ZM11 102V103H10ZM69 102V103H68ZM92 102V103H91ZM95 104H94V103ZM111 102V103H110ZM114 103V105H113V103ZM121 102V103H120ZM131 102H132V104H131ZM137 102V103H136ZM141 102V103H140ZM149 102V103H148ZM205 102H207V103H205ZM222 102V103H221ZM7 103L9 104V105H7ZM13 103V104H12ZM15 103V104H14ZM71 103V104H70ZM75 103H77L76 105H75ZM79 103V104H78ZM91 103V104H90ZM105 103V104H104ZM118 103H120V104H122V106H120L121 108H119V105L120 104H118ZM125 103V104H124ZM143 103V104H142ZM146 103V104H145ZM186 103V104H185ZM210 103V104H209ZM216 103V104H215ZM218 103V104H217ZM256 103H257V105L258 106H256ZM4 104H5V106H4ZM64 104V105H63ZM66 104V105H65ZM74 104V105H73ZM104 104V105H103ZM117 106H116V105ZM124 104V105H123ZM131 104V105H130ZM154 104V103H153ZM245 104V105H246ZM93 105H95V106H93ZM112 105V106H111ZM125 105H127V106H125ZM130 105V106H129ZM135 105V106H134ZM186 105V106H185ZM192 105H194V106H192ZM210 105V106H209ZM227 105V106H226ZM229 105V106H228ZM250 105V104H249ZM255 105V106H254ZM259 105H262V106H259ZM13 106H15V107H13ZM21 106V107H20ZM25 106V107H24ZM69 106V107H68ZM81 106V107H80ZM107 106V107H106ZM115 106H116V108H115ZM132 106V107H131ZM138 106V107H137ZM177 106V103H176V105H175V107H173V110H175V112L173 111V113L174 114H177V112H176V107H178ZM188 106H190V107H188ZM200 108H202V109H200ZM212 106H213V108H212ZM251 106L250 107H245L246 109H248V108H251ZM17 107V108H16ZM30 108V110H29V108ZM52 107V108H51ZM69 109H68V108ZM83 107V108H82ZM102 107H104V108H102ZM109 107H111V108H109ZM118 107V108H117ZM129 109H127V108ZM136 107V108H135ZM142 107V108H141ZM150 109H148V108ZM188 107V108H187ZM195 107H196V109H199V111H197V110H195ZM198 107V108H197ZM206 107V108H205ZM210 107V108H209ZM219 107V108H218ZM259 107V108H258ZM260 107L262 108V110H260ZM11 108V109H10ZM23 108H25V110L23 109ZM58 108V109H57ZM89 108V109H88ZM107 108V109H106ZM123 108H125L124 110H122ZM131 108V109H130ZM134 108V109H133ZM141 108V109H140ZM145 108V109H144ZM147 108V109H146ZM194 108V109H193ZM204 108V109H203ZM245 108H244V111H246L245 110ZM256 108V109H255ZM7 109H8V111H9V109H10V111L8 112L7 111ZM52 111H51V110ZM56 109V110H55ZM102 109V110H101ZM105 109V110H104ZM108 109H111V111L110 110H108ZM116 109H118L117 111H116ZM144 111H143V110ZM191 110L192 111V109H193V112H191V111H189V110ZM225 109V110H224ZM229 109V110H228ZM11 110H12V112H11ZM15 110V111H14ZM29 110V112H25V111H28ZM69 110V111H68ZM82 110H83V113H84V115L82 114ZM89 110H91L90 112H89ZM101 110V111H100ZM135 112H134V111ZM146 110H148V111H146ZM210 110V111H209ZM215 110H216V113H215ZM221 110H222V113H221ZM54 111V113L55 114H58V115H55L54 113H51V112H53ZM65 111V112H64ZM72 111V112H71ZM87 111V113H85ZM107 111V112H106ZM113 111V113H112V115H111V112ZM123 111H128L127 113H128V115H129V117L128 118H130V120H129V122H130V124H131V127L132 128H130V131H131V129H132V131H136L137 129V131L136 132H133V133H131L128 129L127 130H125V128L123 127V125H122V129H119L120 128V125H119V121H121V116L123 115L124 116V114H126V112H123ZM130 111V112H129ZM132 111V112H131ZM145 111H146V113H145ZM186 111V112H185ZM194 111H196V112H194ZM7 112V113H6ZM33 112V114H31ZM48 112H50V113H48ZM61 112V113H60ZM63 112V113H62ZM69 112V113H68ZM73 112H75V113H73ZM77 112V113H76ZM89 112V113H88ZM95 112V113H94ZM100 112V113H99ZM110 112V113H109ZM115 112H117V113H115ZM134 112V113H133ZM190 113V114H187V113ZM203 112V114H206V113H204ZM228 112V113H227ZM261 112V113H260ZM5 113V114H4ZM8 113H9V116H10V118L12 117L14 120H12V118L11 119H9V116H8ZM67 113L70 115V116H67ZM79 113V115H80V120L82 119V120H84V121H80V120H78L79 119V115L77 116V114ZM124 113V114H123ZM139 113H140V115H139ZM231 113V114H230ZM28 114V115H27ZM30 114V115H29ZM52 114H54V115H52ZM62 114V115H61ZM63 114H66L65 115V117L63 116ZM76 114V115H75ZM85 114H87V115H89V116H87V115H85ZM106 116H105V115ZM114 114H116L115 115V117H114ZM118 114V115H117ZM121 114V115H120ZM131 114V115H130ZM134 114H136L138 117H136V115H134ZM143 114H144V116H143ZM149 114H151V115H149ZM172 114V113H171ZM193 114V115H192ZM211 114V115H210ZM7 115V116H6ZM15 115H17L16 117H14ZM51 115V116H50ZM101 116V117H103V121H101V123H100V125H99V123H98V126L96 127V117L98 118V116ZM154 115V116H153ZM188 115H189V117H188ZM226 115H228V116H226ZM231 115V116H230ZM257 115V116H256ZM262 115V116H261ZM19 116V117H18ZM48 116V117H47ZM50 116V117H49ZM59 116V117H58ZM65 118H63V117ZM74 116H75V121L73 122L71 119V117H73L74 118ZM84 116H86V117H84ZM90 116H91V118H90ZM95 116V117H94ZM110 116H112V117H110ZM126 116H127V114H126ZM143 116V117H142ZM152 116V117H151ZM174 116V115H173ZM255 116V117H254ZM6 117V118H5ZM47 117V118H46ZM52 117V118H51ZM56 117V118H55ZM58 117V118H57ZM67 117V118H66ZM68 117H70L71 119V121H72V123H71V121L68 119ZM114 117V118H113ZM133 117V118H132ZM135 117V118H134ZM176 117V116H175ZM186 117H187V120H186ZM62 120H61V119ZM77 118V119H76ZM85 118V119H84ZM87 118V119H86ZM89 118V119H88ZM108 118H109V120H108ZM120 118V119H119ZM189 118V119H188ZM191 118V119H190ZM231 118H233V117H231ZM256 120H254V119ZM260 118V119H259ZM5 119H7V120H5ZM55 119H58V120H55ZM105 119V120H104ZM111 119V120H110ZM123 119V118H122ZM134 119V120H133ZM155 119V118H154ZM262 119V120H261ZM5 120V121H4ZM64 120V121H63ZM71 123L70 125H68L69 124V122ZM79 122H78V121ZM90 120H92L91 122L89 121V123H88V121ZM115 120H117V122H115ZM138 120H139V122H138ZM143 120V121H142ZM258 120H260L259 122H258ZM17 121V122H16ZM54 121H56V122H54ZM62 123H60V122ZM65 121H67V123L65 122ZM112 121L114 122V123H112ZM141 121V122H140ZM177 121V122H176ZM182 121H185L184 123H182ZM8 122V123H7ZM66 123V124H64V123ZM77 122V123H76ZM173 122V120L171 121V124L173 125L174 123H172ZM254 122H258V123H255L254 124ZM5 123V124H4ZM73 123L74 124H76V125H74L76 128H78V130H75L76 128L74 127V126H72L73 125ZM86 123V124H85ZM87 123H88V125L90 124V126H86L85 127V125H87ZM115 123H118V126L115 124ZM144 123V124H143ZM170 123V122H169ZM179 123V124H178ZM93 124V125H92ZM103 124V125H102ZM113 124H115L114 126H113ZM258 126H257V125ZM2 125H3V127H2ZM8 125H10V126H8ZM14 127H13V126ZM65 125V126H64ZM67 125V126H66ZM113 127H112V126ZM135 125V126H134ZM136 125H138V126H136ZM141 125V126H140ZM147 125V124H146ZM171 125V126H172ZM7 126V127H6ZM19 126V127H18ZM70 126H72V127H70ZM78 126H80V127H78ZM95 126V127H94ZM106 126V127H105ZM174 126H175V124H174ZM256 126V127H255ZM10 127V128H9ZM74 127V128H73ZM81 127H84V128H81ZM94 127V128H93ZM105 127V128H104ZM108 127V128H107ZM113 128V129H111V128ZM117 127V128H116ZM142 127V128H141ZM147 127V126H146ZM168 127H170V125L168 126ZM179 127H184V126H181V125H179ZM6 128V129H5ZM8 128V129H7ZM69 128V129H68ZM80 128V129H79ZM88 128H90L91 130V132L92 133H88ZM97 130H96V129ZM101 128V129H100ZM109 128H110V131H109ZM115 128H116V130H115ZM133 128H134V130H133ZM172 128H173V126H172ZM17 129V130H16ZM22 129V130H21ZM68 129V130H67ZM107 129V130H106ZM124 129V130H123ZM139 129H141V131H139ZM171 129V128H170ZM4 130V131H3ZM13 131V135L15 134V136H12V131ZM68 131V133H67V131ZM73 130V131H72ZM93 130V131H92ZM95 130V131H94ZM101 131V132H99V131ZM104 130V131H103ZM113 130V131H112ZM121 130V133L119 132V131ZM19 131H20V133H19ZM86 131H87V135L86 134H84V132L86 133ZM97 131H98V134H97ZM103 131V132H102ZM106 131H107V133H106ZM161 131V133H159ZM164 131H166L165 129H164ZM19 134H18V133ZM94 132V133H93ZM96 132V133H95ZM123 132V133H122ZM137 132H138V134H137ZM262 132V131H261ZM73 133V134H72ZM118 134V135H116V134ZM124 133H125V135H124ZM130 133V134H129ZM134 133H136V134H134ZM140 133V134H139ZM218 133H221V134H223V135H221L220 136V134H219V136H218ZM263 134H264V132H262ZM10 134V135H9ZM70 134V135H69ZM72 134V135H71ZM85 136H84V135ZM97 134V135H96ZM99 134H100V136H99ZM136 136H134V135ZM152 134V135H151ZM157 134L160 136V138L161 139H159V137L157 136ZM234 134V135H233ZM261 134V135H260ZM6 135V136H5ZM19 135H23L22 137L21 136H19ZM104 135V136H103ZM107 135V136H106ZM215 135L217 136V137H219V140H218V142H216V140L218 139L217 137H215ZM247 135V136H246ZM75 136V137H74ZM119 136V137H118ZM222 136H223V138H222ZM232 136V137H231ZM2 137V138H1ZM49 137V138H48ZM85 137H87V138H85ZM95 138L96 137V139L97 138H99V140L97 139H92V138ZM101 137V138H100ZM108 137V139H106V138ZM110 137L114 140V141H112V139H110ZM133 138V140H132V138ZM137 137H138V139H137ZM154 137V138H153ZM166 137H167V135H166ZM185 137V138H184ZM194 137H196V138H194ZM214 137L216 138L215 140H214ZM242 139H241V138ZM85 138V139H84ZM124 138V139H123ZM156 138V139H155ZM185 139V142L183 141L184 139ZM187 138V139H186ZM225 138V139H224ZM228 138V139H227ZM235 138V139H234ZM253 138H255V139H253ZM261 138V139H260ZM262 138H263V140H262ZM14 139H16L17 140V142H16V140H14ZM77 139V140H76ZM83 139V140H82ZM126 139V140H125ZM190 139V140H189ZM202 139H203V141H202ZM222 141H221V140ZM230 139V140H229ZM236 139H237V141H236ZM257 139H259V140H257ZM4 140V141H3ZM13 140V141H12ZM49 140H51L52 142H54V143H52L51 141H49ZM54 140V141H53ZM57 140V142H55ZM92 140V141H91ZM94 140H95V142H94ZM128 140V141H127ZM137 140V141H136ZM139 140V141H138ZM202 141V142H200V141ZM241 140V141H240ZM253 140V141H252ZM256 140V141H255ZM40 141V142H39ZM72 141V142H71ZM80 141L83 143H80ZM86 141V142H85ZM111 142V143H108V142ZM122 141V142H121ZM188 141H189V143H188ZM198 143V144H196V142ZM220 141V142H219ZM231 143H230V142ZM252 141V142H251ZM35 142H37V143H35ZM51 143V144H54V145H56V147H57V149L59 150V151H61V152H59V151H57V149H56V152H59L60 154H62L63 156H62V159L61 160H63V161H60V163H61V166L59 165V167H61V168H59V169H61V172H62V169H64V168H66L65 170H63V174H65L64 176L66 177V178H68V179H66L67 180V182L68 181H70V182H68L70 185H68V183L64 180V177L62 178V183H60V184H62V185H60L61 187H58L57 185H54V184H56L57 183V181L56 182H54L53 180H51V179H49V178H44V177H38V175H37V170H39V167H43L44 166V164H46L47 165V163L48 162H50L51 160H49L48 161V159H50L51 157H52V153L51 152H48V150L47 149H50V148H46L47 147V145L49 146V144H47V143ZM70 142V143H69ZM74 142V143H73ZM114 142V143H113ZM117 142V143H116ZM130 142V143H129ZM166 142H167V140H166ZM192 142H194V143H192ZM222 142H223V144H222ZM237 142H238V144H237ZM241 142H243L242 143V145H240L241 144ZM255 142V143H254ZM262 142V143H261ZM39 143V144H38ZM41 143H43V144H41ZM60 143V144H59ZM70 145V146H68V144ZM79 143V144H78ZM92 143H94V144H92ZM135 143V144H134ZM136 143H138V144H136ZM201 143V144H200ZM210 143V144H209ZM220 143V144H219ZM228 143H230V144H228ZM234 143H236V144H234ZM250 143V144H249ZM16 144V145H15ZM35 144H36V146H35ZM38 144V145H37ZM45 144V145H44ZM58 144V145H57ZM75 144V145H74ZM79 146H78V145ZM92 144V145H91ZM118 144H119V146H118ZM186 144V145H187ZM222 144V145H221ZM232 144H234V145H232ZM33 145V146H32ZM42 145V146H41ZM73 145V146H72ZM81 145V146H80ZM83 145H85L86 147L84 148V146ZM122 145V146H121ZM132 145H134V146H132ZM136 145H138V146H136ZM140 145V146H139ZM150 145V146H149ZM200 145V146H199ZM209 145V146H208ZM236 145H238L237 147H236ZM258 145H260V146H258ZM44 146V147H43ZM83 146V147H82ZM208 146V147H207ZM230 146L232 147H234L233 149L231 148L230 149ZM239 146H240V148H239ZM242 146V147H241ZM35 147V148H34ZM41 147V148H40ZM55 147V148H56ZM67 148V149H65V148ZM79 147V148H78ZM140 147V149H138ZM151 147V148H150ZM207 147V148H206ZM225 147V148H224ZM44 148H46V149H44ZM60 148V149H59ZM114 148V149H113ZM116 148V149H115ZM136 148H137V152H136ZM147 148H150V149H147ZM229 149V151H227L228 149ZM241 149V152H240V150L239 149ZM34 149H35V151H34ZM92 149V150H91ZM132 149V150H131ZM223 149V150H222ZM258 149V150H257ZM261 149V150H260ZM14 150V151H13ZM30 150V151H29ZM38 150V151H37ZM43 152V154L41 153V151ZM90 152H89V151ZM113 150V151H112ZM149 150V151H148ZM236 150V151H235ZM239 150V151H238ZM243 150H244V152H243ZM17 152L16 154H23V152H24V154H23V156H27V155H29V160H31V161H29V160H27V163H24V162H26V160H23L22 162H21V164H20V166H19V168L21 167V170H19V172L22 174L23 172H25V173H23V174H27L28 173V176L27 175H24V176H26L24 179H20V181L22 180H24V182H20V183H23V184H19L18 182H19V180L16 182V179L15 178H9V174H7V173H9V172H7V171H4L5 170V163H6V160H7V158L10 156V152ZM32 151L34 152V153H32ZM36 151H37V154L35 155V153H36ZM40 151V152H39ZM47 151V152H46ZM82 151V152H83ZM118 151V152H117ZM121 151V152H120ZM122 151H123V153H122ZM140 151V152H139ZM210 151V152H209ZM217 151V152H216ZM221 151V152H220ZM226 151V152H225ZM232 151V152H231ZM19 152H22V153H19ZM120 152V153H119ZM143 152H144V154H146V155H144L143 154ZM150 152H151V154H150ZM235 152H236V154H235ZM240 152V153H239ZM26 153H27V155H26ZM48 153H51V154H48ZM84 153V154H85ZM93 153V154H92ZM114 153V154H113ZM118 153V154H117ZM126 153V154H125ZM135 155H134V154ZM148 153V154H147ZM217 153V154H216ZM229 153H230V155H231V153H233L234 154V156H236V160H235V163L234 162H230L229 163ZM241 153H242V155H241ZM244 153V154H243ZM9 154V155H8ZM115 154H117V155H115ZM240 154V155H239ZM245 154H247L246 156H245ZM40 155V156H39ZM46 156V157H44V156ZM94 155V156H93ZM125 155V156H124ZM218 155H220L219 157H218V159H217V156ZM221 155H222V158H224V159H222L221 158ZM32 156V157H31ZM34 156V157H33ZM37 156H39V157H37ZM105 156H106V154H105ZM117 156V157H116ZM125 158H124V157ZM130 156V157H129ZM187 156V157H186ZM226 156V157H225ZM228 156V157H227ZM28 157V156H27ZM26 157V158H27ZM65 157V158H64ZM115 157V158H114ZM129 157V158H128ZM132 157V158H131ZM144 157H146V158H144ZM216 157V158H215ZM237 157H239V158H237ZM246 157V158H245ZM248 157H249V161H247L248 160ZM251 157V158H250ZM37 158V159H36ZM43 158V159H42ZM92 158H93V160H92ZM95 158V159H94ZM96 158L98 159V160H96ZM114 158V159H113ZM124 158V159H123ZM136 158V159H135ZM46 159V160H45ZM64 159H67V160H64ZM102 159V160H103ZM123 161H122V160ZM128 159V160H127ZM140 159V160H139ZM213 159H217V160H213ZM228 159V160H227ZM39 160V161H38ZM43 160V161H42ZM118 161V163H115V162H117ZM134 160V161H133ZM220 162H219V161ZM238 160V161H237ZM29 161V162H28ZM69 161V160H68ZM121 163H120V162ZM127 161V162H126ZM203 161V162H204ZM213 161V162H212ZM218 161V162H217ZM221 161H222V164H221ZM237 161V162H236ZM242 161V162H241ZM252 161V162H251ZM31 162H32V164H31ZM40 162H42V163H44V164H40ZM45 162H47V163H45ZM67 164V166H65L66 164ZM183 162V166H182V163ZM39 163V164H38ZM53 163V162H52ZM51 163V164H52ZM101 163H102V161H101ZM100 163V164H101ZM123 163V164H122ZM126 163V164H125ZM140 163V164H139ZM177 163V164H176ZM214 163V164H213ZM219 163V164H218ZM228 163H229V165H228ZM234 163V164H233ZM247 163V164H246ZM255 163V164H254ZM262 163V164H261ZM50 166H51V164L50 163H48ZM64 164V165H63ZM104 164V162L102 163V165ZM104 164V165H105ZM186 164V165H185ZM210 164V165H209ZM213 164V165H212ZM216 164H217V166H216ZM231 164H232V166H231ZM252 164V165H251ZM39 165V166H38ZM41 165V166H40ZM49 165H47V166H49ZM63 165V166H62ZM110 165V166H109ZM114 165V166H113ZM175 165V166H174ZM178 165V166H177ZM185 165V166H184ZM209 165V166H208ZM251 167H250V166ZM25 166V167H24ZM36 166V167H35ZM49 166V167H50ZM54 165L52 164V166L51 167H53ZM65 166V167H64ZM113 166V167H112ZM119 166H120V168H119ZM145 166H147V165H145ZM174 166V167H173ZM208 166V167H207ZM212 166V167H211ZM227 166V167H226ZM35 167V168H34ZM38 167V168H37ZM64 167V168H63ZM140 167H141V169H140ZM183 167V168H185L186 169V167H187V169L186 170H184V169H182L181 170V168ZM218 167V168H217ZM222 167H223V170H221L222 169ZM229 167V168H228ZM233 167V168H232ZM247 167H249V172H248V168ZM3 168H4V170H3ZM36 168H37V170H36ZM109 168V169H108ZM124 168V169H123ZM139 168V169H138ZM176 168V169H175ZM179 168V169H178ZM213 168L215 169V170H213ZM2 169V170H1ZM114 169V170H113ZM137 169V170H136ZM167 169V170H166ZM181 170L179 173L177 172V171H175V170ZM191 169V170H190ZM217 169V170H216ZM219 169H220V171H219ZM36 170V171H35ZM68 170V171H67ZM184 170V171H183ZM190 170V171H189ZM233 170V171H232ZM238 170V171H237ZM65 171V172H64ZM122 171V172H121ZM193 171V172H192ZM204 171H209V173L207 174L206 172L205 173H203ZM230 171V172H229ZM232 171V172H231ZM27 172V173H26ZM66 172H68V173H66ZM173 172V173H172ZM176 172V173H175ZM187 172V173H186ZM188 172H190V173H188ZM195 172H196V169H195ZM215 174H214V173ZM223 172H224V174L225 175H223ZM227 174H226V173ZM241 172V173H240ZM246 172H247V174H246ZM32 173V174H31ZM71 173V174H70ZM175 173V174H174ZM193 173V174H192ZM230 175H229V174ZM6 174V175H5ZM31 174V175H30ZM69 174V177H71V178H69L67 175ZM120 174V175H119ZM173 174V175H172ZM178 174H180V175H178ZM189 176H188V175ZM218 174V175H217ZM71 175V176H70ZM137 175H138V177H137ZM176 175H178V177L176 176ZM187 175V176H186ZM192 175V176H191ZM208 175H209V177H208ZM235 175V176H234ZM241 175V176H240ZM243 175H246L245 177H246V179H245V177L243 176ZM124 176V177H123ZM144 176V177H143ZM162 176V177H161ZM165 176V177H164ZM170 176H172V177H170ZM174 176V177H173ZM191 176V177H190ZM194 176V177H193ZM212 176H214V177H212ZM237 176V177H236ZM73 177V178H72ZM128 177V178H127ZM132 177V178H131ZM134 177V178H133ZM172 179V178H174V179H172V180H174V182L170 179V178ZM181 177H184V178H181ZM200 177V178H199ZM229 179H228V178ZM233 177V178H232ZM243 177V178H242ZM7 178V179H6ZM124 178V179H123ZM136 178L137 179H139L140 178V180L142 181V183L143 184H145V185H141V186H143L142 188H140L139 187V184H132V182L134 181V182H136L137 180H136ZM168 178V179H167ZM181 178V179H180ZM188 180H187V179ZM206 178H207V181H206ZM26 179V180H25ZM33 181H32V180ZM35 179V180H34ZM75 179V178H74ZM158 179V180H157ZM160 179H161V181H160ZM165 179V180H164ZM180 179V180H179ZM184 179V180H183ZM190 179V180H189ZM192 179V180H191ZM212 179H214V180H212ZM238 179V180H237ZM242 179V180H241ZM262 179V180H261ZM27 180H29V181H27ZM38 182H37V181ZM41 180V181H40ZM43 180H44V183H43ZM47 180V181H46ZM63 180L66 182V188L68 187V188H70V190H72L73 192H74V196H71L72 195V191H70V190H68V191H70V192H66V190L64 189L65 188V185L63 186V184H65V182H63ZM131 180V181H130ZM155 180V181H154ZM178 180V181H177ZM184 182H183V181ZM186 180V181H185ZM195 180V181H194ZM198 180V181H197ZM200 180V181H199ZM201 180H204V182H202ZM228 180V181H227ZM230 180V181H229ZM235 180H237V181H235ZM240 180V181H239ZM25 181H26V184H27V186L29 185V187H27L26 185H25ZM31 181V182H30ZM35 181V182H34ZM46 181V182H45ZM54 183H53V182ZM124 181V182H123ZM129 182V184H128V182ZM164 181V183H161V182H163ZM165 181H168V182H165ZM187 181H188V184L190 183V185H188V184H186V186L184 185L183 186V184H182V182L183 183H187ZM212 181L213 182H215L214 184L212 183ZM242 181H243V184H242ZM245 181V182H244ZM257 181V182H256ZM13 182V183H12ZM28 182V183H27ZM29 182H30V184L32 183V186L29 184ZM40 182V183H39ZM52 182V183H51ZM122 182H123V186L122 185H120V184H122ZM131 182V183H130ZM170 182V186H166V185H168V183ZM177 182V183H176ZM179 182V183H178ZM181 182V183H180ZM193 182V183H192ZM197 182V183H196ZM207 182H209V184L207 183ZM230 182V183H229ZM236 182V183H235ZM34 183V184H33ZM40 184V185H37V184ZM49 183V184H48ZM126 183V184H125ZM149 183V184H148ZM167 183V184H166ZM176 183V184H175ZM213 185H212V184ZM231 183H234V184H232V186H231ZM13 184V185H12ZM50 184H51V186H50ZM155 184V185H154ZM158 184V185H157ZM162 184H164V185H162ZM180 184V185H179ZM196 186H195V185ZM202 184V185H201ZM205 184V185H204ZM237 184H240V185H237ZM263 184V185H262ZM22 185V186H21ZM134 187H136V188H138V190L136 189V191H133V190H131V192H130V188H134ZM199 185H200V187H199ZM21 186V187H20ZM24 186V187H23ZM31 186V187H30ZM53 186H57V187H55V188H53ZM70 186H72V187H70ZM119 186H121L120 188H118ZM126 186V187H125ZM130 186V187H129ZM132 186V187H131ZM148 186V187H147ZM152 186V187H151ZM175 186V187H174ZM177 186V187H176ZM180 186V187H179ZM182 186V187H181ZM206 186H207V188H206ZM212 186V187H211ZM216 186V187H215ZM240 186H242L241 187V191L240 190H238V188L240 189ZM26 187V188H25ZM36 187V188H35ZM150 187V188H149ZM153 187H155V189L153 188ZM159 187V188H158ZM161 187V188H160ZM168 187H171L170 189L168 188ZM210 187V188H209ZM232 187V188H231ZM238 187V188H237ZM6 190H5V189ZM13 188H14V190H13ZM37 188H38V190H37ZM42 190H40V189ZM57 188H59V191H60V188L62 189L63 188V190H64V192H66V193H64L63 192V190H61V192L62 193H64L65 195L63 196V194L62 193H60L59 191L57 192ZM67 188V189H68ZM144 188V189H143ZM148 190H147V189ZM157 188V189H156ZM178 190H177V189ZM181 188H182V190H181ZM198 188H200V190L198 191ZM202 188H204V189H202ZM32 189H34L33 191H31ZM51 189H53V190H51ZM95 189V188H94ZM117 189H119V190H117ZM125 189H126V191H125ZM165 189H167L168 191H173V193L171 194L170 192H168V191H166ZM180 189V190H179ZM16 190V191H15ZM44 190L46 191V193H43L45 196H43V194L41 193V192H44ZM50 190V191H49ZM56 191V193H55V191ZM75 190V189H74ZM120 190L122 191V192H120ZM153 190V191H152ZM189 190V191H188ZM197 190V191H196ZM205 190V191H204ZM223 190V191H222ZM235 190H236V192H237V190H238V194L237 193H235ZM41 191V192H40ZM105 191V190H104ZM109 191V192H108ZM129 191V192H128ZM146 191V192H145ZM178 191V192H177ZM195 191V192H194ZM204 191V192H203ZM207 191V192H206ZM220 191V192H219ZM239 191H240V193H239ZM261 191H262V193H261ZM41 193V194H39V193ZM54 192V193H53ZM125 194H124V193ZM127 192V193H126ZM134 192V193H133ZM140 192H142L141 194H140ZM150 192V193H149ZM153 192V193H152ZM156 192V193H155ZM159 193V195H158V193ZM160 192H162V193H160ZM200 192V193H199ZM212 192V193H211ZM16 193H17V195L20 197V195H21V197L20 198H16L15 200H12V197H17V195H16ZM32 193V194H31ZM36 193V194H35ZM52 193V194H51ZM57 193H60L59 195H57ZM70 193H71V195H70ZM133 193V194H132ZM138 193H139V195H138ZM145 193L147 194V195H145ZM164 193V194H163ZM170 193V194H169ZM192 193V194H191ZM193 193H194V195L195 196H197L196 197V199L198 200H196L195 199V196H193ZM195 193H198V194H195ZM207 193V194H206ZM227 193V194H226ZM259 193V194H258ZM50 196H48V195ZM55 194V195H54ZM149 194V195H148ZM152 194H153V196H152ZM155 194H157V195H155ZM180 194V193H179ZM183 194H184V196H186V197H184L183 196ZM190 194V195H189ZM224 194V195H223ZM235 194H236V196H235ZM243 194V195H242ZM247 194V195H246ZM11 195V196H10ZM15 195V196H14ZM38 195H40V197L38 196ZM138 195V196H137ZM170 195V196H169ZM217 197H216V196ZM221 195V196H220ZM230 195V196H229ZM240 195V196H239ZM33 196H34V198H33ZM52 196H55V197H52ZM57 196H59V197H57ZM67 196V197H66ZM69 196H71V197H69ZM115 196H116V198H115ZM125 196V197H124ZM133 196V197H132ZM135 196H137V198L138 199H136V201L134 202V199L136 198ZM144 198H143V197ZM153 198H152V197ZM165 196H169V197H165ZM191 197L192 198V200H191V198L189 199V201H188V199H186V198H188V197ZM193 196V197H192ZM213 196V197H212ZM234 196V197H233ZM237 196H239L238 197V200H237V202L235 201L236 200V197ZM241 196H244L243 198L241 197ZM35 197H36V199H35ZM44 197V198H43ZM48 197V198H47ZM52 197V198H51ZM73 197V198H72ZM76 197V198H75ZM130 197H132V198H130ZM157 197V198H156ZM161 197V198H160ZM198 197H201V198H198ZM204 197H206V198H204ZM222 197V198H221ZM231 197V198H230ZM45 198H47L46 200H45ZM58 198V199H57ZM69 198H70V200H69ZM114 198V199H113ZM128 198V199H127ZM130 198V199H129ZM142 198V199H141ZM150 198V199H149ZM152 198V199H151ZM158 198H159V200H158ZM164 198H166V199H164ZM214 198V199H213ZM230 198V199H229ZM235 198V199H234ZM248 199V201H247V199ZM258 198H259V200H258ZM19 200V201H16V200ZM24 199V200H23ZM34 199V200H33ZM49 199V200H48ZM56 199V200H55ZM155 199H156V201H155ZM200 199V200H199ZM217 199V200H216ZM241 199H244V200H241ZM28 200V201H27ZM36 200V201H35ZM66 200H68V201H66ZM119 200V201H118ZM130 202H129V201ZM187 200V202H188V204H187V202L186 203H184L185 201ZM194 200H195V202L197 201V203H191V202H194ZM202 200H203V202H202ZM207 200V201H206ZM209 200H211V202L212 203H210V201ZM213 200V201H212ZM216 200V201H215ZM241 200V201H240ZM16 201V202H15ZM45 201V202H44ZM124 201V202H123ZM133 201V202H132ZM146 201V202H147ZM161 201V202H160ZM204 201H205V203H204ZM240 201V202H239ZM245 202L244 204L242 203V202ZM255 201V202H254ZM21 202V203H20ZM31 202V203H30ZM44 202V203H43ZM156 202V203H155ZM191 204H190V203ZM218 202V203H217ZM233 202V203H232ZM235 202L237 203L236 205H235ZM253 204H252V203ZM8 203H9V205H10V207H9V205H8ZM20 203V205H18V204ZM37 203V204H36ZM47 203V204H46ZM123 203V204H122ZM127 203H129V204H127ZM184 203V204H183ZM199 203H200V205H199ZM203 203V204H202ZM248 203V205H246ZM25 204V205H24ZM39 204V205H38ZM45 204H46V206H45ZM68 204V205H67ZM71 206H70V205ZM185 204H187L188 206H184ZM190 204V205H189ZM194 204H196V205H194ZM17 205V207H15ZM22 205H24L23 207H22ZM48 205V206H47ZM132 205H135V207L134 206H132ZM138 205V204H137ZM194 206V207H191L190 209L189 208H187V207H190V206ZM199 205V206H198ZM209 205H210V207H209ZM243 205V206H242ZM13 206V207H12ZM20 206V207H19ZM45 206V207H44ZM69 206V207H68ZM122 208H121V207ZM124 206V207H123ZM127 206H131V208H132V210H131V208L130 207H128L127 208ZM236 206V207H235ZM238 206V207H237ZM242 206V207H241ZM247 206H248V208H247ZM252 206H254V207H252ZM6 207H8V208H6ZM120 207V208H119ZM196 207V208H195ZM202 207H204V208H202ZM10 208V209H9ZM12 208V209H11ZM16 208V209H15ZM27 208V209H26ZM41 208V209H40ZM124 208V209H123ZM130 208V209H129ZM133 208H134V211H133ZM136 208V209H135ZM202 208V209H201ZM235 208V209H234ZM240 209V210H238V209ZM250 208V209H249ZM13 209H15V211L13 210ZM19 209V210H18ZM38 209V210H37ZM193 209H194V211H193ZM196 209V210H195ZM210 209V210H209ZM9 210H13L12 212H10ZM28 210L30 211V212H28ZM187 210H188V212H187ZM191 210V211H190ZM236 212H234V211ZM17 211H20V212H18L17 213ZM239 211V212H238ZM242 211V212H241ZM2 212V213H1ZM15 212V213H14ZM186 212V213H185ZM194 212V213H193ZM204 212V213H203ZM209 212V213H208ZM235 213V214H233V213ZM248 212V213H247ZM11 213H13V214H11ZM16 213H17V215H16ZM208 213V214H207ZM244 213H245V215H244ZM142 214V213H141ZM190 214H192L191 216H189ZM195 214V215H194ZM211 214V215H210ZM235 216V218H234V216ZM242 214V215H241ZM12 215V216H11ZM187 216H189V217H187ZM232 218H231V217ZM13 217V218H12ZM186 217V218H185ZM195 217V218H194ZM229 217V218H228ZM11 218V219H10ZM200 218V219H199ZM231 218V219H230ZM237 218V219H236ZM242 218V219H241ZM248 218V219H247ZM250 218V219H249ZM5 219H6V221H5ZM9 221H8V220ZM195 219V220H194ZM226 219V220H225ZM239 219V220H238ZM232 220V221H231ZM235 220V221H234ZM244 220V221H243ZM6 222V223H4V222ZM8 221V222H7ZM238 223H237V222ZM247 221V222H246ZM195 222V223H194ZM231 222V223H230ZM234 224H233V223ZM245 222V223H244ZM230 225H228V224ZM183 224V225H182ZM195 224V225H194ZM9 225V226H8ZM182 225V226H181ZM198 225V226H197ZM215 225V226H214ZM238 226V227H236V226ZM10 226H12V228H10ZM194 226V227H193ZM197 226V227H196ZM212 226H214V227H212ZM221 226V227H220ZM250 226V227H249ZM183 227V228H182ZM187 227H189V228H187ZM199 227V228H198ZM202 227V228H201ZM206 227V228H205ZM4 228V229H3ZM18 228V229H17ZM185 228V229H184ZM205 228V229H204ZM209 228L212 230H209ZM243 228V229H242ZM13 229H16V230H13ZM21 229V230H20ZM193 229V230H192ZM196 229V230H195ZM201 229V230H200ZM203 229V230H202ZM237 229V230H236ZM176 230V231H175ZM181 230V231H180ZM198 230V231H197ZM208 230V232L210 231V232H212V233H208V232H206V231ZM215 230V231H214ZM217 230H220V231H218L217 232ZM223 230V231H222ZM233 232H232V231ZM33 231V232H32ZM164 231H166V229H164ZM181 233H180V232ZM184 231H186V232H184ZM190 231V232H189ZM194 231V232H193ZM202 231V232H201ZM205 231V232H204ZM214 231V232H213ZM222 231V232H221ZM259 231V232H258ZM263 231V232H262ZM18 232V233H19ZM29 232H31V233H29ZM28 232V238H31L32 239V241H35V239H33V238H37V236L36 237H33L32 238V236H34V235H37L36 233V230L32 227V229L30 230ZM180 234H179V233ZM198 232V233H197ZM227 232V233H226ZM229 232V233H228ZM232 232V233H231ZM176 233L177 234H179L178 236H175L176 235ZM185 233H187L186 235H185ZM201 233V234H200ZM207 233V234H206ZM215 233H217V234H215ZM219 233V234H218ZM220 233H221V236H220ZM34 234V235H33ZM165 234H166V232H165ZM171 234V235H172ZM194 234V235H193ZM213 234V235H212ZM224 236H223V235ZM232 236L233 235V237H231L230 235ZM29 235H31V236H29ZM186 236V239H184L185 238V236ZM189 235V236H188ZM200 235H203V236H200ZM206 235V236H205ZM214 235H216L214 238H216V239H214L213 238V236ZM217 235H218V237H217ZM226 235V236H225ZM227 235H228V237H227ZM1 236V235H0ZM175 236V237H174ZM184 236V237H183ZM200 236V237H199ZM230 236V237H229ZM248 236V237H247ZM252 236V237H251ZM160 237H161V235H160ZM177 237V238H176ZM188 237V238H187ZM191 237H193V239L191 238ZM204 237H206V238H204ZM227 237V238H226ZM27 238V240H29ZM161 238V239H162ZM182 238V239H181ZM194 238H196V239H194ZM213 238V239H212ZM219 240H218V239ZM220 238H221V240H220ZM230 238H233L234 239V241L232 240V242H231V239H230V241H228ZM30 239V240H31ZM164 239H165V241H164ZM171 239V240H170ZM227 239V242L225 241ZM182 240V241H181ZM188 240L190 241L189 243H188ZM192 240H196V242H194V241H192ZM198 240V241H197ZM200 240V241H199ZM205 240V241H204ZM214 240V241H213ZM218 242H217V241ZM241 240V241H240ZM167 241V242H166ZM176 241V242H175ZM179 241V242H178ZM181 241V242H180ZM208 241V242H207ZM217 243H216V242ZM220 241V242H219ZM221 241H223L222 243H221ZM224 241H225V243H224ZM239 241V242H238ZM2 242H4L3 241V239L2 238H0V245L1 246H4V243H2ZM114 242V243H113ZM169 242H170V244H169ZM172 242V243H171ZM236 242V243H235ZM112 243L114 244V246H117L115 243H116V241L115 240H113L112 241ZM161 244V243H160ZM163 244V243H162ZM197 244V245H196ZM169 245V246H168ZM232 245V246H231ZM236 245V246H235ZM167 246V247H166ZM177 246V247H176ZM176 247V248H175ZM182 247V248H181ZM185 247V248H184ZM30 249H29V251H31V252H33L34 250V248L31 246V247H29ZM166 248H168V249H166ZM187 248V249H186ZM190 248V249H189ZM194 248V249H193ZM223 248V249H222ZM228 248V249H227ZM236 248H237V250H236ZM240 248V249H239ZM180 250V251H179ZM190 252H189V251ZM231 250V251H230ZM237 252H236V251ZM239 250H240V252H239ZM160 251V252H161ZM168 251V252H167ZM175 251V252H174ZM208 251V252H207ZM236 252V253H235ZM254 252V253H253ZM162 253V252H161ZM164 253V252H163ZM187 253V254H186ZM194 255H192V254ZM199 253V254H198ZM237 253H238V256H237ZM236 254V255H235ZM162 255L163 254H161V257H162ZM173 255V256H172ZM178 255V256H177ZM180 255H181V257H180ZM192 255V256H191ZM241 255V256H240ZM255 255V256H254ZM206 256V257H205ZM223 256H224V258H223ZM237 256V257H236ZM245 256V257H244ZM125 257V256H124ZM127 257V256H126ZM125 257V258H126ZM161 257H159V259L161 258ZM162 257V258H163ZM177 257V258H176ZM186 257V258H185ZM193 257H194V259H195V261H194V259H193ZM211 257V258H210ZM128 258H130V257H128ZM179 258V259H178ZM181 258V259H180ZM190 258V259H189ZM228 260H227V259ZM230 258H231V260H230ZM234 258H236L237 259V262H236V259H234ZM256 258H258V259H256ZM159 259H158V261H159ZM188 259V260H187ZM191 259L193 260V261H191ZM200 259V260H199ZM205 259V260H204ZM210 259V260H209ZM127 260H130V262H132L131 260H134V259H127ZM157 260V259H156ZM155 260V261H156ZM165 262H167L166 264H168L169 262L167 261V260H165V259H163ZM185 260V261H184ZM186 260H187V262H186ZM197 260H198V262H197ZM211 260H212V262H211ZM240 260V261H239ZM251 260V261H250ZM162 262V259H160V262H158L159 264L160 263H165V262ZM179 261V262H178ZM181 261V262H180ZM200 261V262H199ZM203 261V262H202ZM205 261V262H204ZM245 261H247V262H245ZM130 262H128V263H130ZM157 262V261H156ZM176 262V263H175ZM133 263V262H132ZM132 263H130V264H132ZM134 264V263H133ZM157 264V263H156Z\"/></svg>", "mask_w": 264, "mask_h": 264}]
</instances>
